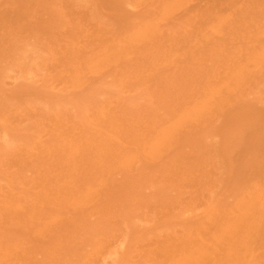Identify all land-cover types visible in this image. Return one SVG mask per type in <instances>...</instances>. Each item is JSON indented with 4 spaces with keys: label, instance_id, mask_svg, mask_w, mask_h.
<instances>
[{
    "label": "rangeland",
    "instance_id": "rangeland-1",
    "mask_svg": "<svg viewBox=\"0 0 264 264\" xmlns=\"http://www.w3.org/2000/svg\"><path fill=\"white\" fill-rule=\"evenodd\" d=\"M254 1L255 0L253 1L252 0H248V1L247 0H172V1L171 0H109V1L108 0H0V50H1L0 51L1 53L0 55V66H1L0 67V113H1L0 129H2L0 130V140H1L0 141L1 143L0 144V158H1L0 160V164H1L0 165V192H1L0 193V204H1L0 205V212H1L0 218H2L0 221V253H1L0 257L1 255L3 256V254L7 256L6 258L4 256L1 257V260L5 258L4 260L5 263L4 261H0V264H49L48 262H50V264H161V261H162V264H165V263L168 264L169 262H173L170 264H175L179 260L180 261L178 264H180L181 261L183 262L184 259H185V261L183 262L184 264H189V263L194 264V262H196L197 264V261L199 262L198 264H201L200 262H202V264H208L210 260L212 261L211 263H214V264L215 263L219 264V262H221L222 264L226 262L225 264H228L229 261L234 264L235 260H232L231 256L233 257V259H236L235 264L236 263L246 264V262L250 261V260L249 261L247 260L248 257H249L248 259L250 258L252 259L251 264L255 260H257L258 263L260 264L261 260L264 258V255H262L264 254V238H260V237H264L263 235L264 234V211H263L264 198L263 200L261 199L264 196V185H263L264 184V179H263L264 177V174H263L264 173L263 171L264 170V135H263L264 134V117L262 118V116L264 115V22H263L264 21V4H263L264 0H256L255 2ZM124 3H125V6H124ZM168 4H170L172 7ZM253 4L255 5V7L253 6ZM187 7L189 8L186 10ZM250 7L253 9H251ZM189 9L190 11L192 10L191 12L189 11L190 14L188 13ZM239 9L240 10L244 9V11L242 10L240 11ZM49 15L50 16L52 15V16L49 17ZM53 15L55 17L52 19ZM165 15H166V18L163 17ZM231 15H235V16H231ZM249 16H251V18H249ZM61 18H63L65 21ZM54 19H55V22L53 21ZM59 19H61V21L58 23ZM166 19H168L167 20L168 23L165 22ZM189 19H192V20H189ZM258 19H260L261 22ZM150 20L154 23H151ZM110 21H113V22H110ZM61 22L63 24H61ZM119 22L122 24H120ZM217 22H218V25H216L217 26L216 27L214 24L215 23L217 24ZM244 22L247 23V25ZM112 23L114 26L112 25ZM156 23H158V25ZM162 23H165V24H162ZM173 23H176V24L174 25ZM232 26H234V28ZM240 32H242V34ZM260 32L262 33L259 34ZM14 34L16 35V37ZM168 34L170 36H167ZM186 34H188L187 36L189 37H187ZM223 34L224 36H221ZM238 35L241 36V38L238 37ZM188 39L190 40L188 41ZM197 39L198 40L201 39L203 42L201 40L198 41ZM102 42H104L105 44H103ZM168 43H170L171 46ZM102 44L103 46H100ZM195 44L199 46H196ZM168 45L170 46V48ZM194 45L196 46V48ZM90 46H91L92 51L90 50ZM19 47L21 48V50L19 49ZM96 47H98L99 50ZM206 47L207 48L209 47V48L207 49ZM26 49L29 51H27ZM93 50L94 51L96 50V51L93 52ZM85 52L88 53L87 56ZM143 52L146 53L145 54L146 56L143 54ZM8 53L10 55L12 53L13 54L16 53V54L15 55L12 54L10 57L8 56ZM42 54L44 57L42 56ZM53 54L55 55V57ZM142 54H143V57H141ZM185 54L188 56H186ZM152 55L153 57L155 56L154 57L155 59L156 58L157 59L155 60L154 58H152ZM220 55L221 57H219ZM225 55L227 57H225ZM1 56H4V57H1ZM124 57L126 59L125 61L123 59ZM217 57L219 60L217 59ZM21 59H23L24 61ZM49 60L51 62H48ZM214 60L216 61V63ZM121 61L123 62V64H121L120 66L119 64L122 63ZM116 62H119V63H116ZM180 62L182 63V65ZM7 63H9V65ZM72 63L74 64V68H73ZM113 63L115 64V67H113L114 66ZM185 64L188 66H185ZM61 65L62 67L63 66L64 67L62 68ZM110 65L111 67H109ZM162 65L165 66V68ZM169 65L173 68L169 67ZM174 65L176 66L174 67ZM116 66H118L117 69H116ZM129 66H131V68ZM198 66H200V68ZM83 67H85L84 70H82ZM124 67L125 68L128 67L126 69H130V70L126 71ZM76 69H77V73H76ZM167 70H169V72ZM193 70L194 71L198 70V72L201 74H198L197 71L196 73ZM58 71L60 74L58 73ZM31 74L32 75L34 74V75L32 76ZM194 74L197 76L194 77ZM202 75L205 77V80H204V77L201 78ZM45 76H48V77L45 78ZM114 80H117V81H114ZM118 81L120 82L118 83ZM258 82H262V83H258ZM61 83L63 84L61 85ZM71 84L74 86H72ZM173 85H175L177 88ZM207 85H209V87ZM106 86H109V87H106ZM50 87L52 90L49 89ZM48 90L50 91V93ZM42 91H44L45 94H43ZM51 91H53L54 93L52 94ZM120 91H121V94H119ZM63 92H65L66 94ZM216 92L219 94L216 95L217 94ZM58 93L62 95L61 98L57 97ZM66 96L67 97L69 96V98L68 99L65 98ZM168 96L170 97V100ZM120 98L123 101L122 100L120 101ZM154 98L155 99L157 98V99L155 100ZM100 99L102 100L100 101ZM145 101L146 103H144ZM56 103L58 104V106ZM20 105H24V106L20 107ZM165 105L166 107H164ZM173 105L174 107L176 106V108L172 107ZM46 108L48 109L46 110ZM50 108L52 110H50ZM104 109L105 111H103ZM185 109H187L189 112L186 111ZM171 110L172 112H169ZM175 110L177 112L180 111V114H178L179 112L177 113ZM24 112L25 114H23ZM183 112L188 114V116H190L191 119L192 120L194 119V120L190 122L189 118H187L186 114ZM260 113H262V116H260L261 115ZM178 115L179 116L181 115L182 118H180ZM86 116L89 120L87 118L85 119ZM240 116L242 117V119ZM35 117H38V118H35ZM184 117H186L187 119ZM173 118H174V121H173ZM257 118L259 121L256 120ZM252 119L253 121H251ZM179 120L182 122L183 124L182 126H180L181 122H179ZM195 121L197 123H194ZM247 121L252 122V123H248ZM19 122L21 125L19 124ZM254 123H257L258 125L257 124L254 125ZM40 124H42L41 125L42 129L40 128ZM248 124H251V125H248ZM259 125H261L260 127H262L263 129V130L261 129L262 131L260 130ZM70 126H71V129H70ZM89 126H92V127L89 128ZM165 126L169 128L170 130L167 129L166 131ZM22 127L24 130L22 129ZM43 128L45 131L43 130ZM57 128H60V129L58 130ZM189 129H190V132H189ZM98 130L101 132H99ZM171 130L172 131L174 130L175 133L174 131L172 133ZM11 131L13 132L10 133ZM107 131L109 133H107ZM176 131H178L179 133H177ZM14 132L17 134H15ZM53 132L55 133V136ZM110 132L113 135H111ZM165 132H167L169 136L171 134L173 135H171L170 137L166 135V137L168 136L169 139L168 138L164 139L165 134H166ZM1 133L4 135H2ZM42 134L45 136H42ZM162 134L164 135V137L162 136ZM58 135L60 137H58ZM106 135L108 136L105 137ZM52 136L55 139H53ZM161 137H162V140L160 139ZM63 138L64 140L62 141ZM73 138L74 139L77 138V139L74 140ZM31 139L32 141L36 140L35 142L33 141L35 144L32 143ZM43 139L45 141H43ZM66 139L69 140L70 143L69 141L66 142L65 141ZM160 142H162V144ZM68 143L70 147L72 146V148L69 147ZM163 144L165 145V147L164 146L163 147L166 149L160 148ZM32 145L36 147L33 148ZM134 145L136 149L134 148ZM167 145H169L170 148H168ZM89 146L91 148H89ZM27 147L31 151L26 149ZM62 148L63 150H61ZM75 148H76V151H75ZM137 148L139 149V151L133 152V151L138 150ZM34 149L36 150V152ZM67 149L72 150V151H69ZM159 149H161V151H159ZM163 150H165V152ZM47 152H48V155H47ZM190 152L192 153L191 155H190ZM63 153L65 154V156ZM133 153L135 154L133 155ZM138 153H141L143 155L142 159L140 156L141 154H138ZM11 156L13 158H11ZM156 156L157 157L159 156L160 158L159 157L155 158ZM193 156L195 157L193 158ZM42 157L45 159L41 160ZM183 158H186V159L184 160ZM46 160L48 161L51 160V161L48 162ZM111 161L114 162L115 164L112 163ZM141 162L142 164L143 163L144 164L142 165ZM260 162L261 163L263 162V163L261 164ZM133 164H134V167H133ZM150 164L154 166H151ZM182 164L183 165L185 164L184 168ZM38 165L40 167H38ZM100 165L103 166V168L100 169L101 167ZM84 166L87 168L86 169L87 171L84 170L85 169ZM175 166H177V168ZM234 166L236 167L234 168ZM54 168L57 170H55ZM179 169H182V170H179ZM174 170H176V172ZM30 171L34 173H31ZM46 171H48L49 173ZM42 172L43 174H41ZM8 174L13 175V176H10ZM29 174L33 176V178H31ZM231 174H233V176ZM25 175L29 177H26ZM41 175H45V176H41ZM162 175L164 176L166 175L167 178L165 177V180H164V176ZM185 175L186 177L184 178ZM15 176L18 178H16ZM20 176H22L23 178L22 177L20 178ZM161 176L163 177V179ZM168 176L170 177L168 178ZM14 177L16 179H14ZM68 177L69 178L71 177V178L69 179ZM231 177H234V179ZM88 178L90 180H88ZM191 178L194 179L195 181L194 180L192 181ZM181 179L184 182L180 184V181H182ZM22 180H26V181L23 182ZM186 180L188 182H186ZM21 181L25 184H23ZM9 182H10V185H9ZM86 183H87V186H86ZM1 185H4V186H1ZM12 186L15 188H13ZM183 186H184V189H183ZM19 187L22 190H20ZM21 187H24V188H21ZM55 188H58V189L56 190ZM36 189H38L39 191ZM43 189L49 190V191H44ZM31 190L34 192H32ZM35 190L37 194L35 193ZM15 192L17 194H15ZM51 193L53 194V196L51 195ZM260 193L263 194V196ZM255 194L256 195L258 194L257 196L258 198L256 196L254 197ZM102 195L104 196V199L102 198L103 197ZM245 195L246 196L250 195V198H248L249 196L246 197ZM30 196H33L35 200L33 201V198ZM43 196L47 201L44 198H42ZM51 197L52 199L55 198L56 201L54 199L53 200L54 202H53L52 199H50ZM69 197L71 200L69 199ZM26 198H27V201H26ZM37 198L39 201H37ZM40 198L45 203H43V201H41ZM81 198L83 200H81ZM18 199H20L21 201ZM244 199L248 200L246 202L248 205L246 206L244 202H240V201H243ZM249 199L252 200L254 205L251 203V200L249 201ZM15 200H16V203H15ZM79 200H81L83 204ZM260 200H262L263 203H260L261 202ZM9 201L11 203H9ZM17 201L18 202L20 201V202L17 203ZM83 201H86L88 203L83 202ZM100 201L102 204H100ZM146 201L147 203H149L148 205ZM49 202L50 204L51 203L52 204L50 205ZM98 202L99 204H97ZM53 203H56V204L53 205ZM241 203H243L244 206ZM258 203H260L261 205L260 204L258 205ZM9 204L12 206L11 208H9L10 206ZM14 204H17L16 207H14L15 206ZM24 204L26 206H24ZM208 204H211V205L208 206ZM20 205L21 207H19ZM73 205H74V208H73ZM41 206L42 207L44 206V208H42ZM91 206H93V209ZM248 206L249 208H247ZM261 206L263 207V209ZM71 207L76 212H74ZM97 207L99 209H97ZM8 208L11 210V212ZM31 209L33 212H35L34 214L32 212H29L31 211ZM239 209H241V211ZM2 210H3V213H2ZM242 210L244 211L247 210V211L244 214V211L242 212ZM210 211H214V212L212 213ZM253 211H254V215L252 214ZM49 212L52 215L56 213L55 216L57 218L60 216L59 217L60 220L59 219L56 220L57 218H55V216H52V215H51V218H52L51 219ZM107 212H109V214ZM247 212L250 213L249 217H248ZM209 214L210 215L214 214L215 216L212 215V217L210 218ZM225 214H227L226 215L227 217L225 216ZM238 214L240 216H238ZM5 215L7 218L5 217ZM22 215L24 216V218ZM65 215L67 217H64ZM205 215L208 218H205ZM218 215L220 216V218ZM27 216H29L30 218H28ZM38 216L41 219H39ZM260 216L262 217V219L259 218ZM222 217H224L225 219ZM243 217H244V220H243L244 222L242 221ZM252 217H254L255 219L254 218L250 219ZM34 218H35V221H34ZM46 218L53 220V222L57 221L58 225L60 224V226H58L56 222H54V224L53 222H48ZM82 218H85V219H82ZM232 218L234 219V221L232 220ZM101 219L104 222H102ZM202 219L206 222H204ZM74 220H77V221H74ZM92 220L95 223L91 222ZM126 220H128L129 223ZM133 220H135L137 225L136 223H134ZM160 220H163V221L161 222ZM214 220L217 223H219V225L217 223H214L215 222ZM231 220L233 221V223H235L236 220L237 222L233 224ZM253 220H255L258 224L254 222ZM19 221H21V223L18 225ZM164 221L165 223H163ZM259 221H261V223H259ZM77 222L79 225H76ZM132 222L134 223L135 226L133 225ZM198 222L203 223V224L198 225L199 224ZM211 222H212L213 228L211 226ZM225 222L226 223L228 222V223L225 224ZM245 222H248V223H245ZM252 222H254L253 225H252ZM89 223L90 225H87ZM27 224L28 226H26ZM38 224L41 227L37 226ZM42 224L43 225L45 224L46 227H44L45 225L42 227ZM66 224L69 228L66 226ZM96 224L97 226L99 224V226L97 227ZM259 224H260V227H259ZM50 225H52V228H53V229L50 228L51 230L48 229L47 227V226L51 227ZM127 225L133 228L127 227ZM208 225H209V228L207 227ZM30 226L33 228H31ZM35 226H37V228L39 229L34 228ZM56 226L57 228H55ZM100 226H103V228ZM226 226L229 228H227ZM255 226H257V228ZM78 227L81 228V230ZM111 227H113V229ZM198 227L201 228L202 231ZM223 227L224 229H221ZM225 227L227 228L226 230H225ZM23 228H26V231ZM40 229H43L46 232ZM61 229L62 230L64 229L63 232ZM67 229H70V230H67ZM256 229L259 231H256ZM14 230L17 232L15 233ZM134 230L136 231L133 233L136 235V232H137L139 235L137 234L134 237L133 236L134 234L132 233V231ZM211 230H214V231L211 232ZM241 230H242V234L244 231L247 232V233L244 232L246 235L244 234L243 235L244 237L248 235V237L245 242V239L242 236L243 239H241V243H240L239 239L241 236H238V235H240L239 233H241L240 232ZM12 231H14V233H12ZM69 231L71 235L69 234ZM232 231L234 232L233 235L229 236L230 235L229 233ZM10 232H11V235L9 234ZM38 232L40 235H38ZM142 232L143 233L145 232V233L142 234ZM207 232L209 234L214 233V235L217 233L218 237L222 239L220 240V239H217L218 237L216 238L215 236H212L214 237L213 239L211 238V235H209ZM204 233H206L207 235L206 234L204 235ZM41 234L42 235L44 234L45 237L41 236ZM56 234L58 235L59 239L56 236ZM5 235H7V237ZM62 235H64V237H62ZM184 235L185 236L187 235L186 238ZM250 235L252 236L251 238L249 237ZM11 236L13 239L12 241L11 240L9 241ZM39 236H41L42 240L40 239ZM85 236L87 237L85 238ZM131 236L132 238H130ZM209 236L210 238H208ZM187 237L190 238L189 240H191L192 237L193 238L196 237V238L191 240L192 243L190 241L188 243ZM201 237H204V239ZM205 237L208 238L209 241L206 242V240L208 239L205 240ZM14 238H17L18 241L16 239L14 240ZM27 238H29L30 240ZM135 238H137V241L135 240ZM237 238H238L237 240L238 243L236 242ZM4 239L5 240L7 239L8 242H6L7 240L4 241ZM23 239L25 241H23ZM56 239H58V242ZM131 239L132 240L134 239L133 240L134 243L131 242L132 241ZM198 239L201 240L199 241L201 243L200 245H202L201 247L197 243ZM91 240L94 243L93 242L91 243ZM210 240L211 241L214 240V242L212 241L213 242L212 243ZM215 240H220L219 242L221 243ZM251 240L254 242H252ZM19 241L21 242V244L19 243ZM179 241H180V244H179ZM31 242H33L34 245ZM22 243L24 245H22ZM59 243L61 244L60 246H59ZM205 243L207 245L206 248H204L206 246ZM208 243L210 245H208ZM222 243L224 246L227 245L226 247L228 248L233 247L232 249H229V250L230 251L233 250L232 252L234 253L228 250L231 253V255L229 254L226 256L225 254L229 253L226 250L228 248L224 247ZM244 243H245V246H242ZM7 244H9L10 247H8ZM234 244L236 245V247L231 246ZM250 244H251L252 249L251 247L249 248ZM94 245L95 247L96 246L97 247L95 248ZM130 245L132 247H130ZM178 245H181V246H178ZM192 245L195 248H193ZM36 246L37 247L41 246V248L38 249L39 247L36 248ZM42 246L45 247L44 248L45 251L43 250ZM168 246H170L169 249L167 248ZM187 246L188 248L191 246V249L189 250V249L184 248ZM240 246L243 248H240ZM182 247L184 250L182 249ZM209 247H212V248L210 249ZM214 247H217V248H214ZM218 247L219 248L221 247V249L222 248L223 249L221 250ZM16 248H19V250H17ZM224 248L226 249L224 250ZM26 249L28 250L26 251ZM179 249L181 250V252ZM185 249L187 250V252L189 251L190 258L188 255L189 253H187ZM198 249H200V251ZM236 249H239V250H236ZM12 250H13V253H12ZM191 250H193L194 253ZM206 250L209 252H205ZM216 250H219V252L217 251L219 254L215 252ZM23 251L24 253L22 254ZM239 251L241 255L239 254ZM248 251L250 253H248ZM251 251H254V252H251ZM5 252H8V253L5 254ZM9 252L12 254H10ZM182 252L184 255L182 254ZM169 253L172 256L169 255ZM236 253H238L237 255L238 257L236 256ZM51 254L53 258H51ZM53 254H55V256ZM204 254L205 255L208 254V257L212 258L214 262L212 259L208 260V257L204 256ZM217 254H218L217 257L222 256V258L220 259L218 258L219 260L216 259ZM220 254H223V255H220ZM243 254H245L246 256H244ZM167 255H168V258H167ZM181 255L184 257V259ZM251 255L254 257H252ZM179 256H181L182 259L179 258ZM191 256H192V259L194 258L197 261H195L194 259L191 260ZM225 256L226 258L227 257L228 258L226 259ZM9 257H12V260ZM21 257L23 258L21 259ZM46 257H48L47 259L49 261L45 259ZM234 257H237L238 259ZM259 257H261L262 259L261 258L259 259ZM173 258H176L177 262H175ZM200 258H204V260L202 259L203 261H201ZM205 258L207 259L206 261H205ZM20 259L21 261H19ZM13 260L16 262H14ZM187 260H189L188 263H187ZM240 260L241 261L245 260L246 262L242 261L243 263L242 262L239 263ZM10 261L13 263H11ZM257 261H255L256 263L253 262V264H258ZM230 262L229 264H232ZM263 263H264V259L262 260L261 264Z\"/></svg>",
    "mask_w": 264,
    "mask_h": 264
},
{
    "label": "bare ground",
    "instance_id": "bare-ground-1",
    "mask_svg": "<svg viewBox=\"0 0 264 264\" xmlns=\"http://www.w3.org/2000/svg\"><path fill=\"white\" fill-rule=\"evenodd\" d=\"M108 1H109V0H108ZM171 1H172V0H171ZM247 1H248V0H247ZM252 1H253V0H252ZM255 1H256V0H255ZM255 1H254V2H255ZM85 2H86V1H85ZM113 2H114V1H113ZM147 2H149V1H147ZM154 2H156V1H154ZM154 2H153V3H154ZM184 2H186V1H184ZM97 3H98V2H97ZM126 3H127V2H126ZM168 3H169V2H168ZM246 3H247V2H246ZM248 3H249V2H248ZM146 4H147V3H146ZM149 4H150V3H149ZM249 4H250V3H249ZM260 4H261V3H260ZM263 4H264V3H263ZM152 5H153V4H152ZM168 5H170V4H168ZM182 5H183V3H182ZM243 5H244V4H243ZM124 6H125V3H124ZM135 6H136V5H135ZM149 6H150V5H149ZM165 6H166V5H165ZM170 6H171V5H170ZM253 6L255 7L254 4H253ZM53 7H54V6H53ZM91 7H92V6H91ZM145 7H146V6H145ZM171 7H172V6H171ZM175 7H176V6H175ZM185 7H186V6H185ZM251 7H252V6H251ZM251 7H250V8H251ZM55 8H56V7H55ZM129 8H130V7H129ZM132 8H133V6H132ZM166 8H167V7H166ZM188 8H189V7H187L186 10H187ZM239 8H240V6H239ZM243 8H245V7H243ZM97 9H98V8H97ZM97 9H96V10H97ZM140 9H141V8H140ZM148 9H150V8H148ZM179 9H180V8H179ZM251 9H253V8H251ZM48 10H49V9H48ZM61 10H62V9H61ZM145 10H146V9H145ZM152 10H153V9H152ZM172 10H173V9H172ZM175 10H176V9H175ZM239 10H240V9H239ZM241 10L244 11V9H241ZM241 10H240V11H241ZM41 11H42V10H41ZM56 11H57V10H56ZM93 11H94V10H93ZM124 11H125V10H124ZM126 11H127V10H126ZM164 11H165V10H164ZM176 11H177V10H176ZM189 11H190V9L188 10V13H189ZM191 11H192V10H191ZM191 11H190V12H191ZM246 11H247V10H246ZM60 12H61V11H60ZM60 12H59V13H60ZM62 12H63V11H62ZM173 12H174V11H173ZM250 12H252V11H250ZM50 13H51V12H50ZM53 13H54V12H53ZM138 13H139V12H138ZM141 13H142V11H141ZM146 13H148V12H146ZM160 13H161V12H160ZM183 13H184V12H183ZM185 13H187V12H185ZM51 14H52V13H51ZM61 14H62V13H61ZM189 14H190V13H189ZM63 15H64V14H63ZM92 15H93V14H92ZM141 15H142V14H141ZM154 15H155V14H154ZM175 15H176V14H175ZM175 15H174V16H175ZM186 15H187V14H186ZM228 15H229V14H228ZM51 16H52V15H51ZM51 16L49 15V17H51ZM94 16H95V15H94ZM169 16H170V14H169ZM192 16H193V15H192ZM218 16H219V15H218ZM231 16H235V15H231ZM54 17H55V16L53 15L52 19H53ZM56 17H57V16H56ZM60 17H61V16H60ZM163 17L166 18V15L163 16ZM255 17H256V16H255ZM63 18H64V17H63ZM63 18H61V19H63ZM105 18H106V17H105ZM145 18H146V17H145ZM224 18H225V17H224ZM226 18H227V16H226ZM228 18H229V16H228ZM232 18H233V17H232ZM232 18H231V19H232ZM249 18H251V16H249ZM258 18H259V17H258ZM61 19H59L58 23L61 21ZM126 19H127V18H126ZM147 19H148V18H147ZM168 19H169V18H168ZM168 19H166L165 22H167ZM220 19H221V18H220ZM220 19H219V20H220ZM241 19H242V18H241ZM243 19H244V18H243ZM255 19H256V18H255ZM63 20H64V19H63ZM98 20H99V19H98ZM116 20H118V19H116ZM151 20H152V19H151ZM151 20H150V22H151V23H154V22H152ZM157 20H158V19H157ZM160 20H161V19H160ZM171 20H172V19H171ZM173 20H174V19H173ZM185 20H186V19H185ZM189 20H192V19H189ZM215 20H216V19H215ZM219 20H218V21H219ZM229 20H230V19H229ZM244 20H245V19H244ZM250 20H252V19H250ZM258 20H260V19H258ZM51 21H52V20H51ZM53 21L55 22V19H54ZM64 21H65V20H64ZM108 21H109V20H108ZM161 21H162V20H161ZM163 21H164V20H163ZM183 21H184V20H183ZM183 21H182V22H183ZM213 21H214V19H213ZM220 21H221V20H220ZM220 21H219V22H220ZM224 21H225V20H224ZM224 21H222V22H224ZM234 21H235V20H234ZM253 21H254V19H253ZM253 21H252V22H253ZM49 22H50V21H49ZM110 22H113V21H110ZM117 22H118V21H117ZM150 22H149V24H150ZM169 22H170V21H169ZM171 22H172V21H171ZM186 22H187V21H186ZM210 22H211V21H210ZM230 22H231V21H230ZM232 22H233V20H232ZM235 22H236V21H235ZM248 22H249V21H248ZM252 22H251V23H252ZM260 22H261V20H260ZM263 22H264V21H263ZM115 23H116V22H115ZM119 23H120V22H119ZM147 23H148V22H147ZM167 23H168V22H167ZM177 23H178V22H177ZM180 23H181V22H180ZM180 23H179V24H180ZM228 23H229V22H228ZM240 23H241V22H240ZM240 23H239V24H240ZM244 23H245V22H244ZM244 23H243V24H244ZM61 24H63V23L61 22ZM61 24H60V25H61ZM109 24H111V23H109ZM120 24H122V23H120ZM156 24L158 25V23H156ZM162 24H165V23H162ZM173 24L175 25L176 23H173ZM226 24H227V23H226ZM232 24H233V23H232ZM232 24H231V25H232ZM243 24H242V25H243ZM245 24L247 25V23H245ZM245 24H244V25H245ZM249 24H250V23H249ZM112 25H113V23H112ZM115 25H116V24H115ZM117 25H119V24H117ZM153 25H155V24H153ZM166 25H168V24H166ZM177 25H178V24H177ZM180 25H181V24H180ZM182 25H183V24H182ZM214 25H215V26L218 25V22H217V24L215 23ZM107 26H108V24H107ZM113 26H114V25H113ZM186 26H187V25H186ZM191 26H192V25H191ZM191 26H189V27H191ZM220 26H221V24H220ZM240 26H241V25H240ZM240 26H239V27H240ZM255 26H256V24H255ZM157 27H158V26H157ZM157 27H156V28H157ZM174 27H175V26H174ZM174 27H173V29H174ZM216 27H217V26H216ZM232 27L234 28V26H232ZM247 27H248V26H247ZM113 28H114V27H113ZM159 28H160V27H159ZM171 28H172V26H171ZM179 28H180V26H179ZM195 28H196V27H195ZM206 28H207V27H206ZM224 28H225V27H224ZM253 28H254V27H253ZM115 29H116V28H115ZM173 29H172V30H173ZM175 29H176V28H175ZM182 29H183V28H182ZM218 29H219V28H218ZM230 29H232V28H230ZM247 29H248V28H247ZM249 29H250V27H249ZM249 29H248V30H249ZM256 29H257V28H256ZM172 30H171V31H172ZM190 30H191V28H190ZM207 30H208V29H207ZM210 30H211V29H210ZM210 30H209V31H210ZM228 30H229V29H228ZM176 31H177V30H176ZM187 31H188V30H187ZM197 31H198V30H197ZM197 31H196V32H197ZM222 31H223V30H222ZM256 31H257V30H256ZM156 32H157V31H156ZM169 32H170V31H169ZM172 32H173V31H172ZM182 32H183V31H182ZM217 32H218V31H217ZM220 32H221V31H220ZM225 32H226V31H225ZM38 33H39V31H38ZM187 33H188V32H187ZM189 33H190V32H189ZM203 33H204V32H203ZM208 33H210V32H208ZM215 33H216V32H215ZM240 33L242 34V32H240ZM240 33H239V34H240ZM248 33H249V32H248ZM261 33H262V32H260L259 34H261ZM40 34H41V33H40ZM174 34H175V33H174ZM195 34H196V33H195ZM200 34H201V33H200ZM204 34H205V33H204ZM211 34H212V33H211ZM219 34H220V33H219ZM219 34H218V35H219ZM14 35H15V34H14ZM176 35H177V34H176ZM187 35H188V34H186V36H187ZM205 35H206V34H205ZM207 35H208V34H207ZM213 35H215V34H213ZM216 35H217V34H216ZM226 35H227V34H226ZM228 35H229V34H228ZM233 35H234V34H233ZM236 35H237V33H236ZM131 36H132V35H131ZM167 36H170V35L168 34ZM200 36H201V35H200ZM219 36H220V35H219ZM221 36H224V34L221 35ZM231 36H232V35H231ZM15 37H16V35H15ZM19 37H20V36H19ZM29 37H30V36H29ZM171 37H172V36H171ZM171 37H169V38H171ZM187 37H189V36H187ZM196 37H197V36H196ZM225 37H226V36H225ZM238 37L241 38V36H239V35H238ZM255 37H256V36H255ZM35 38H36V37H35ZM131 38H132V37H131ZM228 38H229V37H228ZM75 39H76V38H75ZM112 39H113V38H112ZM157 39H158V38H157ZM167 39H168V38H167ZM184 39H185V38H184ZM194 39H195V38H194ZM243 39H244V38H243ZM243 39H242V40H243ZM30 40H31V39H30ZM33 40H34V38H33ZM33 40H32V41H33ZM41 40H42V39H41ZM95 40H96V39H95ZM182 40H183V39H182ZM189 40H190V39H188V41H189ZM197 40H198V39H197ZM200 40H201V39H200ZM200 40H198V41H200ZM32 41H31V42H32ZM53 41H54V40H53ZM60 41H61V40H60ZM98 41H100V40H98ZM192 41H193V40H192ZM201 41H202V40H201ZM169 42H170V41H169ZM172 42H173V41H172ZM202 42H203V41H202ZM205 42H206V41H205ZM46 43H47V42H46ZM56 43H57V42H56ZM102 43L105 44L104 42H102ZM175 43H176V42H175ZM48 44H49V43H48ZM57 44H58V43H57ZM96 44H97V43H96ZM96 44H95V45H96ZM103 44L100 45V46H103ZM148 44H149V43H148ZM168 44L170 45V43H168ZM197 44H198V42H197ZM51 45H53V44H51ZM63 45H64V44H63ZM93 45H94V44H93ZM97 45H98V44H97ZM169 45H168V46H169ZM188 45H189V44H188ZM191 45H192V44H191ZM195 45H196V44H195ZM195 45H194V46H195ZM237 45H238V44H237ZM237 45H236V47H237ZM251 45H252V44H251ZM12 46H13V45H12ZM12 46H11V47H12ZM34 46H35V45H34ZM66 46H67V45H66ZM100 46H99V48H100ZM170 46H171V45H170ZM170 46H169V48H170ZM196 46H199V45H196ZM196 46H195V48H196ZM200 46H201V45H200ZM252 46H253V45H252ZM11 47H10V48H11ZM21 47H23V46H21ZM50 47H51V46H50ZM70 47H71V46H70ZM74 47H75V46H74ZM81 47H83V46H81ZM104 47H105V46H104ZM173 47H174V45H173ZM177 47H178V46H177ZM177 47H175V48H177ZM188 47H189V46H188ZM192 47H193V46H192ZM94 48H95V47H94ZM96 48H98V47H96ZM99 48H98V50H99ZM195 48H194V49H195ZM198 48H199V47H198ZM201 48H202V47H201ZM201 48H200V49H201ZM206 48H207V47H206ZM208 48H209V47H208ZM208 48H207V49H208ZM212 48H213V47H212ZM17 49H18V48H17ZM19 49L21 50L20 47H19ZM24 49H25V48H24ZM34 49H35V48H34ZM67 49H68V48H67ZM73 49H75V48H73ZM78 49H79V48H78ZM139 49H140V48H139ZM192 49H193V48H192ZM232 49H233V47H232ZM22 50H23V49H22ZM26 50H27V49H26ZM50 50H51V49H50ZM80 50H81V49H80ZM90 50H91V46H90ZM142 50H143V49H142ZM142 50H141V51H142ZM144 50H145V49H144ZM202 50H204V49H202ZM216 50H217V49H216ZM234 50H235V49H234ZM0 51H1V50H0ZM27 51H29V50H27ZM61 51H62V50H61ZM82 51H83V49H82ZM91 51H92V50H91ZM95 51H96V50H95ZM95 51L93 50V52H95ZM103 51H104V50H103ZM141 51H140V52H141ZM189 51H190V50H189ZM206 51H207V50H206ZM5 52H6V51H5ZM88 52H89V50H88ZM210 52H211V51H210ZM261 52H262V51H261ZM3 53H4V52H3ZM35 53H36V52H35ZM51 53H52V52H51ZM73 53H74V52H73ZM78 53H79V51H78ZM85 53H86V56H87L88 53H87V52H85ZM108 53H109V52H108ZM138 53H139V52H138ZM141 53H142V52H141ZM141 53H140V54H141ZM163 53H164V51H163ZM185 53H186V52H185ZM257 53H258V52H257ZM5 54H6V53H5ZM12 54H13V53H12ZM12 54H11V55H12ZM15 54H16V53H15ZM15 54H13V55H15ZM56 54H57V53H56ZM95 54H96V53H95ZM121 54H122V53H121ZM132 54H133V53H132ZM140 54H139V56H140ZM143 54L145 55L146 53L143 52ZM143 54H142L141 57H143ZM153 54H154V53H153ZM186 54H187V53H186ZM186 54H185V55H186ZM228 54H229V53H228ZM0 55H1V53H0ZM3 55H4V54H3ZM11 55L8 53V56L11 57ZM53 55H54V54H53ZM105 55H106V54H105ZM125 55H126V54H125ZM129 55H130V54H129ZM194 55H195V54H194ZM226 55H227V53H226ZM226 55H225V57H227ZM4 56H5V55H4ZM4 56H1V57H4ZM42 56H43V54H42ZM66 56H67V55H66ZM70 56H71V55H70ZM74 56H75V55H74ZM83 56H84V55H83ZM126 56H127V55H126ZM130 56H131V55H130ZM145 56H146V55H145ZM148 56H149V54H148ZM181 56H182V55H181ZM186 56H188V55H186ZM196 56H197V55H196ZM205 56H207V55H205ZM208 56H209V55H208ZM258 56H259V55H258ZM10 57H9V58H10ZM15 57H16V56H15ZM43 57H44V56H43ZM54 57H55V55H54ZM81 57H82V56H81ZM91 57H93V56H91ZM105 57H106V56H105ZM132 57H133V56H132ZM134 57H136V56H134ZM137 57H138V56H137ZM154 57H155V56H154ZM154 57H153V55H152V58H154ZM202 57H203V56H202ZM219 57H221V55H220ZM19 58H20V57H19ZM21 58H23V57H21ZM33 58H34V57H33ZM72 58H73V57H72ZM85 58H86V57H85ZM130 58H131V57H130ZM190 58H191V57H190ZM192 58H193V57H192ZM205 58H206V57H205ZM1 59H3V58H1ZM4 59H5V58H4ZM48 59H49V57H48ZM62 59H63V58H62ZM65 59H66V58H65ZM81 59H82V58H81ZM120 59H121V58H120ZM123 59H124V61L126 60L125 57H124ZM144 59H145V58H144ZM144 59H142V60H144ZM147 59H149V58H147ZM154 59H155V58H154ZM156 59H157V58H156ZM156 59H155V60H156ZM209 59H210V58H209ZM217 59H218V57H217ZM15 60H16V59H15ZM21 60H23V59H21ZM83 60H84V58H83ZM92 60H93V59H92ZM116 60H117V59H116ZM139 60H140V59H139ZM155 60H154V61H155ZM191 60H192V59H191ZM200 60H202V59H200ZM218 60H219V59H218ZM218 60H217V62H218ZM23 61H24V60H23ZM45 61H46V60H45ZM144 61H146V60H144ZM151 61H152V60H151ZM192 61H193V60H192ZM198 61H199V60H198ZM214 61H215V60H214ZM221 61H222V60H221ZM223 61H224V60H223ZM225 61H226V60H225ZM5 62H6V61H5ZM8 62H9V61H8ZM12 62H13V61H12ZM29 62H30V61H29ZM48 62H51V61L49 60ZM53 62H54V61H53ZM57 62H58V61H57ZM65 62H66V61H65ZM119 62H120V61H119ZM119 62H116V63H119ZM121 62H122V61H121ZM189 62H190V61H189ZM201 62H202V61H201ZM2 63H3V61H2ZM69 63H70V62H69ZM76 63H77V62H76ZM86 63H88V62H86ZM111 63H112V62H111ZM114 63H115V62H114ZM114 63H113V64H114ZM124 63H125V62H124ZM174 63H176V62H174ZM180 63H181V62H180ZM192 63H193V62H192ZM209 63H210V62H209ZM215 63H216V61H215ZM225 63H226V62H225ZM228 63H229V62H228ZM230 63H231V62H230ZM243 63H244V62H243ZM245 63H246V62H245ZM7 64L9 65V63H7ZM28 64H29V63H28ZM31 64H32V63H31ZM34 64H35V63H34ZM59 64H60V63H59ZM72 64H73V63H72ZM78 64H79V63H78ZM78 64H77V65H78ZM92 64H93V63H92ZM121 64H123V62L120 63L119 65L121 66ZM145 64H146V62H145ZM1 65H2V64H1ZM3 65H4V64H3ZM12 65H13V64H12ZM16 65H17V64H16ZM84 65H85V64H84ZM101 65H102V64H101ZM131 65H133V64H131ZM136 65H137V64H136ZM149 65H150V64H149ZM176 65H177V64H176ZM176 65H174V67H175ZM181 65H182V63H181ZM181 65H180V66H181ZM212 65H213V64H212ZM30 66H31V65H30ZM33 66H34V65H33ZM78 66H79V65H78ZM122 66H123V65H122ZM162 66H163V65H162ZM162 66H161V67H162ZM185 66H188V65L185 64ZM201 66H203V65H201ZM209 66H210V65H209ZM0 67H1V66H0ZM3 67H5V66H3ZM15 67H16V66H15ZM34 67H35V66H34ZM45 67H46V66H45ZM45 67H44V68H45ZM50 67H51V65H50ZM61 67H62V65H61ZM61 67H60V68H61ZM63 67H64V66H63ZM63 67H62V68H63ZM91 67H92V66H91ZM109 67H111V65H110ZM113 67H115V64H114ZM117 67H118V66H116V69H117ZM129 67L131 68V66H129ZM154 67H155V66H154ZM163 67L165 68V66H163ZM166 67H167V66H166ZM169 67H171V66L169 65ZM198 67L200 68V66H198ZM205 67H206V66H205ZM26 68H28V67H26ZM58 68H59V67H58ZM73 68H74V64H73ZM84 68H85V67H83L82 70H84ZM100 68H102V67H100ZM100 68H99V70H100ZM124 68H125V67H124ZM124 68H123V69H124ZM126 68H128V67H126ZM126 68H125L126 71H127V70H130V69H126ZM159 68H160V67H159ZM164 68H163V69H164ZM171 68H173V67H171ZM171 68H170V69H171ZM178 68H179V67H178ZM196 68H197V67H196ZM199 68H198V69H199ZM221 68H222V67H221ZM19 69H21V68H19ZM30 69H31V67H30ZM49 69H50V68H49ZM114 69H115V68H114ZM137 69H138V68H137ZM161 69H162V68H161ZM161 69H160V70H161ZM170 69H169V70H170ZM180 69H181V68H180ZM201 69H202V67H201ZM236 69H237V68H236ZM4 70H5V68H4ZM15 70H16V68H15ZM120 70H121V69H120ZM169 70H167V71L169 72ZM172 70H173V69H172ZM188 70H190V69H188ZM207 70H208V69H207ZM23 71H24V69H23ZM61 71H62V69H61ZM72 71H73V70H72ZM103 71H104V70H103ZM106 71H107V70H106ZM137 71H138V70H137ZM152 71H153V70H152ZM158 71H159V70H158ZM193 71H194V70H193ZM196 71L198 72V70H196ZM196 71H194V72H196ZM209 71H210V70H209ZM209 71H208V72H209ZM225 71H226V70H225ZM32 72H33V71H32ZM38 72H39V71H38ZM46 72H47V70H46ZM51 72H52V71H51ZM51 72H50V73H51ZM95 72H96V71H95ZM99 72H100V71H99ZM140 72H141V71H140ZM170 72H171V71H170ZM182 72H183V70H182ZM182 72H181V74H182ZM197 72H196V73H197ZM252 72H253V71H252ZM2 73H3V72H2ZM14 73H15V72H14ZM30 73H31V72H30ZM42 73H43V72H42ZM58 73H59V71H58ZM74 73H75V72H74ZM76 73H77V69H76ZM83 73H84V72H83ZM91 73H93V72H91ZM107 73H108V72H107ZM110 73H111V71H110ZM137 73H138V72H137ZM171 73H172V72H171ZM187 73H188V72H187ZM196 73H195V74H196ZM254 73H255V72H254ZM262 73H263V72H262ZM39 74H40V73H39ZM55 74H56V72H55ZM59 74H60V73H59ZM108 74H109V73H108ZM195 74H194V77L197 76V75H195ZM198 74H201V73L198 72ZM204 74H206V73H204ZM204 74H203V75H204ZM207 74H208V73H207ZM217 74H218V73H217ZM221 74H222V73H221ZM221 74H220V75H221ZM29 75H30V74H29ZM31 75H32V74H31ZM33 75H34V74H33ZM33 75H32V76H33ZM44 75H46V74H44ZM52 75H53V74H52ZM61 75H62V74H61ZM65 75H66V74H65ZM127 75H128V74H127ZM170 75H171V74H170ZM203 75H202L201 78L204 77ZM213 75H214V74H213ZM262 75H263V74H262ZM111 76H112V75H111ZM136 76H137V75H136ZM157 76H158V75H157ZM174 76H176V75H174ZM177 76H178V75H177ZM180 76H181V75H180ZM208 76H209V75H208ZM211 76H212V75H211ZM214 76H215V75H214ZM41 77H42V76H41ZM46 77H48V76H45V78H46ZM49 77H50V76H49ZM52 77H53V76H52ZM83 77H84V76H83ZM114 77H115V76H114ZM138 77H139V76H138ZM154 77H156V76H154ZM182 77H183V76H182ZM199 77H200V76H199ZM199 77H198V78H199ZM215 77H216V76H215ZM50 78H51V77H50ZM55 78H56V77H55ZM58 78H59V77H58ZM75 78H76V77H75ZM191 78H193V77H191ZM206 78H207V77H206ZM117 79H118V78H117ZM133 79H134V78H133ZM155 79H156V78H155ZM207 79H208V78H207ZM209 79H210V78H209ZM215 79H216V78H215ZM52 80H53V79H52ZM185 80H186V79H185ZM204 80H205V77H204ZM56 81H57V80H56ZM90 81H91V80H90ZM114 81H117V80H114ZM154 81H155V80H154ZM196 81H197V80H196ZM48 82H49V81H48ZM54 82H55V81H54ZM61 82H62V81H61ZM119 82H120V81H118V83H119ZM140 82H141V81H140ZM140 82H139V83H140ZM204 82H205V81H204ZM40 83H42V82H40ZM51 83H52V82H51ZM73 83H74V82H73ZM92 83H93V82H92ZM258 83H262V82H258ZM30 84H31V83H30ZM52 84H53V83H52ZM62 84H63V83H61V85H62ZM74 84H75V83H74ZM114 84H115V82H114ZM144 84H145V83H144ZM152 84H153V83H152ZM172 84H173V83H172ZM195 84H196V83H195ZM199 84H200V83H199ZM46 85H47V84H46ZM71 85H72V84H71ZM120 85H121V84H120ZM181 85H183V84H181ZM192 85H193V84H192ZM56 86H57V85H56ZM56 86H55V87H56ZM64 86H65V85H64ZM72 86H74V85H72ZM173 86H175V85H173ZM187 86H188V84H187ZM202 86H203V85H202ZM207 86L209 87V85H207ZM220 86H221V85H220ZM40 87H41V86H40ZM106 87H109V86H106ZM138 87H139V86H138ZM141 87H142V86H141ZM175 87H176V86H175ZM58 88H59V87H58ZM66 88H67V87H66ZM150 88H151V87H150ZM150 88H149V89H150ZM165 88H166V87H165ZM176 88H177V87H176ZM188 88H189V86H188ZM41 89H42V88H41ZM49 89L52 90L51 87H50ZM53 89H54V88H53ZM55 89H56V88H55ZM110 89H111V88H110ZM167 89H168V88H167ZM39 90H40V88H39ZM42 90H43V89H42ZM45 90H46V88H45ZM58 90H59V89H58ZM116 90H117V89H116ZM120 90H121V89H120ZM126 90H127V89H126ZM157 90H159V89H157ZM29 91H30V90H29ZM31 91H33V90H31ZM48 91H49V90H48ZM56 91H57V90H56ZM68 91H69V89H68ZM111 91H112V90H111ZM140 91H141V90H140ZM145 91H146V90H145ZM187 91H188V90H187ZM42 92H43V94H45L44 91H42ZM51 92H52V94L54 93L53 91H51ZM58 92H59V91H58ZM112 92H113V91H112ZM115 92H116V91H115ZM118 92H119V91H118ZM118 92H117V93H118ZM130 92H131V91H130ZM47 93H48V92H47ZM49 93H50V91H49ZM60 93H61V92H60ZM63 93H65V92H63ZM66 93H67V91H66ZM66 93H65V94H66ZM70 93H71V92H70ZM73 93H74V92H73ZM108 93H109V92H108ZM152 93H153V92H152ZM216 93H217V92H216ZM65 94H64V95H65ZM105 94H106V93H105ZM119 94H121V91H120ZM147 94H148V93H147ZM193 94H194V93H193ZM218 94H219V93H217L216 95H218ZM221 94H222V93H221ZM221 94H220V95H221ZM36 95H38V94H36ZM54 95H55V94H54ZM58 95H60V96H58ZM58 95H57V97H60V98H61L62 95L59 94V93H58ZM122 95H123V93H122ZM128 95H129V94H128ZM150 95H151V94H150ZM185 95H186V94H185ZM213 95H214V93H213ZM216 95H215V96H216ZM29 96H30V94H29ZM39 96H40V95H39ZM46 96H47V94H46ZM50 96H51V95H50ZM70 96H71V95H70ZM105 96H106V95H105ZM117 96H118V95H117ZM145 96H146V95H145ZM152 96H153V95H152ZM37 97H38V96H37ZM57 97H56V98H57ZM124 97H125V96H124ZM124 97H123V98H124ZM147 97H148V96H147ZM154 97H155V96H154ZM168 97H169V96H168ZM239 97H240V95H239ZM65 98L68 99L69 96H68V97L66 96ZM157 98H158V96H157ZM157 98H156V99H157ZM175 98H177V97H175ZM205 98H206V97H205ZM33 99H34V98H33ZM42 99H43V98H42ZM45 99H46V98H45ZM49 99H50V98H49ZM63 99H64V97H63ZM143 99H144V98H143ZM154 99H155V98H154ZM156 99H155V100H156ZM181 99H182V98H181ZM186 99H187V98H186ZM206 99H207V98H206ZM239 99H240V98H239ZM21 100H22V99H21ZM52 100H53V99H52ZM55 100H56V99H55ZM101 100H102V99H100V101H101ZM121 100H122V99L120 98V101H121ZM146 100H147V99H146ZM169 100H170V97H169ZM34 101H35V100H34ZM46 101H47V100H46ZM122 101H123V100H122ZM164 101H165V100H164ZM174 101H175V100H174ZM205 101H206V100H205ZM248 101H249V100H248ZM251 101H252V100H251ZM27 102H29V101H27ZM51 102H53V101H51ZM55 102H56V101H55ZM55 102H54V103H55ZM57 102H58V101H57ZM165 102H166V101H165ZM233 102H234V101H233ZM31 103H32V102H31ZM54 103H53V104H54ZM59 103H60V101H59ZM142 103H143V102H142ZM144 103H146V101H145ZM155 103H156V102H155ZM158 103H159V102H158ZM191 103H192V102H191ZM203 103H204V102H203ZM17 104H18V103H17ZM19 104H20V103H19ZM27 104H28V103H27ZM37 104H38V103H37ZM48 104H50V103H48ZM56 104H57V103H56ZM97 104H98V103H97ZM102 104H103V103H102ZM111 104H112V103H111ZM125 104H126V103H125ZM130 104H131V103H130ZM150 104H151V102H150ZM173 104H174V102H173ZM28 105H29V104H28ZM43 105H44V104H43ZM46 105H47V104H46ZM54 105H55V104H54ZM98 105H99V104H98ZM144 105H145V104H144ZM161 105H162V104H161ZM171 105H172V104H171ZM176 105H177V104H176ZM181 105H182V104H181ZM188 105H189V104H188ZM21 106H24V105H20V107H21ZM48 106H50V105H48ZM52 106H53V105H52ZM57 106H58V104H57ZM110 106H111V105H110ZM122 106H123V104H122ZM128 106H129V105H128ZM11 107H12V106H11ZM20 107H19V108H20ZM29 107H30V106H29ZM42 107H43V106H42ZM66 107H67V106H66ZM94 107H96V106H94ZM126 107H127V106H126ZM131 107H132V105H131ZM164 107H166V105H165ZM172 107H174V105H173ZM14 108H15V107H14ZM23 108H24V107H23ZM54 108H55V107H54ZM57 108H58V107H57ZM62 108H63V107H62ZM70 108H71V107H70ZM101 108H102V107H101ZM149 108H150V107H149ZM174 108H176V106H175ZM11 109H12V108H11ZM21 109H22V108H21ZM47 109H48V108H46V110H47ZM107 109H108V108H107ZM125 109H126V108H125ZM161 109H162V108H161ZM168 109H169V108H168ZM182 109H183V108H182ZM13 110H15V109H13ZM50 110H52V109L50 108ZM76 110H77V109H76ZM180 110H181V109H180ZM185 110L188 111L187 109H185ZM3 111H4V110H3ZM3 111H2V112H3ZM6 111H7V110H6ZM18 111H19V110H18ZM42 111H43V110H42ZM103 111H105V109H104ZM137 111H138V110H137ZM141 111H142V110H141ZM143 111H144V110H143ZM153 111H154V110H153ZM175 111H176V110H175ZM206 111H207V110H206ZM248 111H249V110H248ZM20 112H21V110H20ZM57 112H58V111H57ZM78 112H79V111H78ZM106 112H107V111H106ZM119 112H120V111H119ZM133 112H134V111H133ZM169 112H172V110L169 111ZM176 112H177V111H176ZM178 112H179V113H178ZM178 112H177V113L180 114V111H178ZM188 112H189V111H188ZM188 112H187V113H188ZM219 112H220V111H219ZM245 112H246V111H245ZM250 112H251V111H250ZM4 113H5V112H4ZM7 113H8V112H7ZM28 113H29V112H28ZM47 113H48V112H47ZM47 113H45V114H47ZM79 113H80V112H79ZM98 113H99V112H98ZM107 113H108V112H107ZM183 113H185V112H183ZM238 113H239V112H238ZM5 114H6V113H5ZM9 114H10V113H9ZM23 114H25V112H24ZM53 114H54V113H53ZM55 114H56V113H55ZM82 114H83V113H82ZM85 114H86V113H85ZM120 114H121V113H120ZM128 114H129V113H128ZM185 114H186V113H185ZM260 114H261L260 116H262V113H260ZM0 115H1V113H0ZM41 115H42V114H41ZM79 115H80V114H79ZM83 115H84V114H83ZM100 115H101V114H100ZM37 116H38V115H37ZM102 116H103V114H102ZM151 116H152V115H151ZM175 116H177V115H175ZM178 116H179V115H178ZM184 116H185V115H184ZM215 116H216V115H215ZM250 116H251V115H250ZM255 116H256V114H255ZM260 116H259V117H260ZM12 117H13V116H12ZM12 117H11V118H12ZM26 117H27V116H26ZM28 117H29V116H28ZM38 117H39V116H38ZM38 117H35V118H38ZM64 117H65V116H64ZM73 117H74V115H73ZM179 117L182 118L181 115H180ZM186 117L189 118L190 122H192V121L194 120V119L192 120L191 117L188 116V114H186ZM186 117H184V118H186ZM237 117H238V115H237ZM240 117H241V116H240ZM263 117H264V115L262 116V118H263ZM11 118H10V119H11ZM31 118H32V117H31ZM35 118H34V119H35ZM55 118H56V117H55ZM86 118H87V116L85 117V119H86ZM102 118H103V117H102ZM175 118H176V117H175ZM177 118H178V117H177ZM187 118H186V119H187ZM213 118H214V117H213ZM245 118H246V117H245ZM247 118H248V117H247ZM249 118H250V117H249ZM1 119H2V118H1ZM76 119H77V118H76ZM76 119H75V120H76ZM87 119H88V118H87ZM239 119H240V118H239ZM241 119H242V117H241ZM243 119H244V118H243ZM18 120H19V118H18ZM37 120H38V119H37ZM37 120H36V121H37ZM43 120H44V119H43ZM55 120H56V119H55ZM79 120H81V119H79ZM88 120H89V119H88ZM88 120H87V121H88ZM90 120H91V119H90ZM167 120H168V119H167ZM177 120H178V119H177ZM256 120H258V118H257ZM41 121H42V120H41ZM87 121H86V122H87ZM170 121H171V120H170ZM173 121H174V118H173ZM183 121H184V120H183ZM251 121H253V119H252ZM258 121H259V120H258ZM262 121H263V120H262ZM7 122H8V121H7ZM78 122H79V121H78ZM175 122H176V120H175ZM179 122H181V121L179 120ZM187 122H188V120H187ZM190 122H189V124H190ZM247 122H248V121H247ZM12 123H13V122H12ZM17 123H18V122H17ZM40 123H41V122H40ZM71 123H72V122H71ZM79 123H80V122H79ZM81 123H82V122H81ZM84 123H85V122H84ZM89 123H90V122H89ZM154 123H155V122H154ZM183 123H184V122H183ZM194 123H197V122L195 121ZM243 123H245V122H243ZM248 123H252V122H248ZM258 123H259V122H258ZM261 123H262V122H261ZM19 124H20V122H19ZM37 124H38V123H37ZM256 124H257V123H254V125H256ZM17 125H18V124H17ZM17 125H16V126H17ZM20 125H21V124H20ZM20 125H19V126H20ZM41 125H42V124H40V128H41ZM53 125H54V124H53ZM59 125H60V124H59ZM64 125H65V123H64ZM178 125H179V124H178ZM182 125H183V124H182V122H181V123H180V126H182ZM184 125H185V124H184ZM191 125H192V124H191ZM195 125H196V124H195ZM212 125H213V124H212ZM246 125H247V124H246ZM248 125H251V124H248ZM257 125H258V124H257ZM38 126H39V125H38ZM43 126H44V125H43ZM54 126H55V125H54ZM71 126H72V125H71ZM71 126H70V129H71ZM92 126H93V124H92ZM92 126H89V128L92 127ZM94 126H95V125H94ZM160 126H161V125H160ZM160 126H159V127H160ZM188 126H189V125H188ZM260 126H261V125H259V127H260ZM63 127H64V126H63ZM82 127H83V126H82ZM86 127H87V126H86ZM159 127H158V128H159ZM165 127H166V126H165ZM186 127H187V126H186ZM194 127H196V126H194ZM2 128H3V127H2ZM20 128H21V127H20ZM20 128H18V129H20ZM27 128H28V127H27ZM31 128H32V127H31ZM47 128H48V127H47ZM54 128H55V127H54ZM72 128H73V127H72ZM96 128H97V126H96ZM163 128H164V127H163ZM190 128H191V127H190ZM197 128H198V127H197ZM241 128H242V127H241ZM254 128H256V127H254ZM7 129H8V128H7ZM22 129H23V127H22ZM29 129H30V128H29ZM32 129H33V128H32ZM41 129H42V128H41ZM57 129L59 130L60 128H57ZM98 129H99V128H98ZM137 129H138V128H137ZM156 129H157V128H156ZM159 129H160V128H159ZM165 129H166V131H167V129H169V128L166 127ZM261 129H262V127H260V130H261ZM0 130H2V129H0ZM13 130H14V129H13ZM16 130H17V129H16ZM23 130H24V129H23ZM23 130H22V131H23ZM26 130H27V129H26ZM43 130H44V128H43ZM48 130H49V129H48ZM50 130H51V129H50ZM58 130H57V131H58ZM92 130H93V129H92ZM96 130H97V129H96ZM126 130H127V129H126ZM161 130H162V128H161ZM169 130H170V129H169ZM177 130H178V129H177ZM182 130H183V129H182ZM185 130H186V129H185ZM192 130H193V129H192ZM201 130H202V129H201ZM249 130H250V129H249ZM262 130H263V129H262ZM262 130H261V131H262ZM3 131H4V129H3ZM7 131H8V130H7ZM20 131H21V130H20ZM27 131H28V130H27ZM44 131H45V130H44ZM98 131H99V130H98ZM105 131H106V130H105ZM171 131H172V130H171ZM171 131H170V132H171ZM173 131H174V130H173ZM173 131H172V133H173ZM193 131H194V130H193ZM256 131H257V130H256ZM12 132H13V131H11L10 133H12ZM15 132H16V131H15ZM15 132H14V133H15ZM42 132H43V131H42ZM51 132H52V131H51ZM99 132H101V131H99ZM99 132H98V133H99ZM176 132L179 133L178 131H176ZM189 132H190V129H189ZM198 132H199V131H198ZM254 132H255V131H254ZM53 133H54V132H53ZM98 133H97V134H98ZM107 133H109V132L107 131ZM165 133H166V134H165V137H164V135L162 134V136L164 137V139L168 138V136H169V134H167V132H165ZM174 133H175V131H174ZM182 133H183V132H182ZM199 133H200V132H199ZM249 133H250V132H249ZM249 133H248V134H249ZM1 134H2V133H1ZM15 134H17V133H15ZM18 134H19V132H18ZM36 134H38V133H36ZM44 134H45V133H44ZM79 134H80V133H79ZM102 134H103V133H102ZM110 134L113 135L111 132H110ZM129 134H130V132H129ZM153 134H154V133H153ZM184 134H186V133H184ZM184 134H183V135H184ZM189 134H190V133H189ZM253 134H254V133H253ZM2 135H4V134H2ZM10 135H11V134H10ZM23 135H24V134H23ZM32 135H33V134H32ZM86 135H87V134H86ZM114 135H116V134H114ZM166 135H168V136L166 137ZM171 135H173V134H171ZM171 135H170V136H171ZM177 135H178V134H177ZM187 135H188V134H187ZM263 135H264V134H263ZM8 136H9V135H8ZM42 136H45V135L42 134ZM46 136H47V135H46ZM54 136H55V133H54ZM84 136H85V134H84ZM87 136H88V135H87ZM102 136H104V135H102ZM107 136H108V135H106L105 137H107ZM131 136H132V135H131ZM170 136H169V137H170ZM189 136H190V135H189ZM189 136H188V137H189ZM253 136H255V135H253ZM31 137H32V136H31ZM38 137H39V136H38ZM52 137H53V136H52ZM58 137H60V136L58 135ZM62 137H63V136H62ZM72 137H73V136H72ZM112 137H113V136H112ZM112 137H111V138H112ZM176 137H177V136H176ZM182 137H183V136H182ZM182 137H181V139H182ZM248 137H250V136H248ZM8 138H9V137H8ZM23 138H24V137H23ZM29 138H30V137H29ZM32 138H33V137H32ZM40 138H41V137H40ZM40 138H39V139H40ZM42 138H43V137H42ZM183 138H184V137H183ZM251 138H252V137H251ZM26 139H27V138H26ZM33 139H34V138H33ZM53 139H55V138L53 137ZM58 139H59V138H58ZM68 139H69V138H68ZM73 139H74V138H73ZM73 139H72V140H73ZM75 139H77V138H75ZM75 139H74V140H75ZM81 139H82V138H81ZM160 139L162 140V137H161ZM168 139H169V138H168ZM184 139H185V138H184ZM184 139H183V140H184ZM63 140H64V138L62 139V141H63ZM109 140H110V139H109ZM118 140H119V138H118ZM0 141H1V140H0ZM28 141H29V140H28ZM31 141H32V139H31ZM33 141H34V140H33ZM33 141H32V143L35 144L34 142H35L36 140H35L34 142H33ZM43 141H45V140L43 139ZM54 141H55V140H54ZM65 141L67 142V141H69V140L66 139ZM76 141H77V140H76ZM110 141H111V140H110ZM178 141H179V140H178ZM25 142H27V141H25ZM58 142H59V141H58ZM60 142H61V141H60ZM72 142H73V141H72ZM79 142H80V141H79ZM171 142H172V141H171ZM171 142H170V143H171ZM179 142H180V141H179ZM63 143H65V142H63ZM63 143H61V144H63ZM69 143H70V141H69ZM69 143H68V145H69ZM80 143H81V142H80ZM139 143H140V142H139ZM160 143L162 144V142H160ZM194 143H196V142H194ZM230 143H231V142H230ZM0 144H1V143H0ZM43 144H44V143H43ZM165 144H167V143H165ZM172 144H174V143H172ZM210 144H211V143H210ZM210 144H209V145H210ZM236 144H237V143H236ZM45 145H46V144H45ZM48 145H49V144H48ZM68 145H67V146H68ZM84 145H85V144H84ZM138 145H139V144H138ZM158 145H160V144H158ZM23 146H24V145H23ZM32 146H33V145H32ZM61 146H63V145H61ZM61 146H59V147H61ZM120 146H121V145H120ZM129 146H130V145H129ZM147 146H148V145H147ZM163 146L165 147V145L163 144L160 148H164ZM172 146H173V145H172ZM181 146H182V144H181ZM181 146H180V147H181ZM17 147H18V146H17ZM30 147H31V146H30ZM35 147H36V146H35ZM35 147L33 146V148H35ZM69 147H70V145H69ZM73 147H74V146H73ZM83 147H84V146H83ZM124 147H125V146H124ZM131 147H132V146H131ZM149 147H150V146H149ZM167 147L170 148L169 145H167ZM174 147H175V146H174ZM174 147H172V148H174ZM183 147H185V146H183ZM187 147H188V146H187ZM198 147H200V146H198ZM208 147H209V146H208ZM253 147H254V146H253ZM12 148H13V147H12ZM45 148H46V147H45ZM47 148H48V147H47ZM70 148H72V146H71ZM89 148H91V147L89 146ZM127 148H128V147H127ZM134 148H135V145H134ZM134 148H133V149H134ZM212 148H213V147H212ZM26 149H28V147H27ZM73 149H74V148H73ZM135 149H136V148H135ZM135 149H134V150H135ZM137 149H138V148H137ZM153 149H155V148H153ZM164 149H166V148H164ZM193 149H194V148H193ZM255 149H256V148H255ZM13 150H14V149H13ZM28 150H30V149H28ZM34 150H35V149H34ZM37 150H38V149H37ZM44 150H45V149H44ZM61 150H63V148H62ZM61 150H60V151H61ZM67 150H69V149H67ZM86 150H87V149H86ZM91 150H92V149H91ZM116 150H117V149H116ZM127 150H128V149H127ZM199 150H200V148H199ZM206 150H207V149H206ZM252 150H253V149H252ZM30 151H31V150H30ZM46 151H47V149H46ZM69 151H72V150H69ZM75 151H76V148H75ZM94 151H95V150H94ZM97 151H98V150H97ZM131 151H132V150H131ZM137 151H139V149L136 150V151H133V152H137ZM140 151H141V150H140ZM148 151H150V150H148ZM159 151H161V149H159ZM163 151L165 152V150H163ZM166 151H167V150H166ZM175 151H176V149H175ZM190 151H191V150H190ZM15 152H16V151H15ZM35 152H36V150H35ZM37 152H38V151H37ZM48 152H49V151H48ZM48 152H47V155H48ZM61 152H62V151H61ZM63 152H64V151H63ZM86 152H87V151H86ZM98 152H99V151H98ZM157 152H158V151H157ZM157 152H156V153H157ZM169 152H170V151H169ZM196 152H197V151H196ZM205 152H206V151H205ZM205 152H204V153H205ZM209 152H210V151H209ZM250 152H251V151H250ZM250 152H249V153H250ZM66 153H67V152H66ZM69 153H70V152H69ZM146 153H147V152H146ZM204 153H203V154H204ZM63 154H64V153H63ZM97 154H98V153H97ZM130 154H132V153H130ZM134 154H135V153H133V155H134ZM138 154H141V153H138ZM159 154H160V153H159ZM163 154H164V153H163ZM176 154H178V153H176ZM185 154H186V152H185ZM187 154H188V153H187ZM191 154H192V153L190 152V155H191ZM25 155H26V154H25ZM29 155H30V154H29ZM45 155H46V154H45ZM60 155H62V154H60ZM133 155H132V156H133ZM181 155H182V154H181ZM190 155H189V156H190ZM64 156H65V154H64ZM68 156H69V155H68ZM86 156H87V155H86ZM135 156H136V155H135ZM140 156H141V159H142V156H143V155L141 154ZM162 156H163V155H162ZM178 156H179V155H178ZM248 156H249V155H248ZM49 157H50V156H49ZM71 157H72V156H71ZM158 157H159V156H158ZM158 157L156 156L155 158H158ZM191 157H192V156H191ZM194 157H195V156H193V158H194ZM197 157H198V156H197ZM7 158H8V157H7ZM11 158H13V157L11 156ZM46 158H47V157H46ZM61 158H62V156H61ZM63 158H64V157H63ZM135 158H136V157H135ZM143 158H144V157H143ZM159 158H160V157H159ZM164 158H165V157H164ZM201 158H202V157H201ZM201 158H200V159H201ZM248 158H249V157H248ZM42 159H45V158L42 157L41 160H42ZM57 159H58V158H57ZM132 159H134V158H132ZM141 159H140V160H141ZM171 159H172V158H171ZM183 159L185 160L186 158H183ZM190 159H191V158H190ZM198 159H199V158H198ZM0 160H1V158H0ZM79 160H80V159H79ZM158 160H160V159H158ZM158 160H157V161H158ZM46 161H48V160H46ZM46 161H45V162H46ZM49 161H51V160H49ZM49 161H48V162H49ZM80 161H81V160H80ZM87 161H88V160H87ZM135 161H136V160H135ZM187 161H188V160H187ZM195 161H196V159H195ZM199 161H201V160H199ZM245 161H246V160H245ZM37 162H38V161H37ZM84 162H85V161H84ZM111 162H112V161H111ZM136 162H137V161H136ZM136 162H135V163H136ZM25 163H26V162H25ZM27 163H28V162H27ZM65 163H66V161H65ZM112 163H114V162H112ZM151 163H152V162H151ZM190 163H191V162H190ZM190 163H189V164H190ZM196 163H197V161H196ZM260 163H261V162H260ZM260 163H259V164H260ZM262 163H263V162H262ZM262 163H261V164H262ZM23 164H24V163H23ZM23 164H22V165H23ZM30 164H31V163H30ZM40 164H41V163H40ZM40 164H39V165H40ZM63 164H64V163H63ZM114 164H115V163H114ZM130 164H132V163H130ZM141 164H142V162H141ZM143 164H144V163H143ZM143 164H142V165H143ZM194 164H195V162H194ZM242 164H244V163H242ZM254 164H255V163H254ZM0 165H1V164H0ZM5 165H6V164H5ZM36 165H37V164H36ZM39 165H38V167H40ZM72 165H73V164H72ZM150 165H151V164H150ZM175 165H176V164H175ZM182 165H183V164H182ZM31 166H32V165H31ZM34 166H35V165H34ZM55 166H56V165H55ZM55 166H54V167H55ZM66 166H67V165H66ZM66 166H65V167H66ZM100 166H101V165H100ZM151 166H154V165H151ZM184 166H185V164L183 165V168H184ZM186 166H187V165H186ZM194 166H195V165H194ZM29 167H30V165H29ZM49 167H50V166H49ZM84 167H85V166H84ZM88 167H89V166H88ZM133 167H134V164H133ZM175 167L177 168V166H175ZM178 167H179V166H178ZM187 167H188V166H187ZM189 167H190V166H189ZM235 167H236V166H234V168H235ZM245 167H246V166H245ZM254 167H255V166H254ZM262 167H263V166H262ZM18 168H19V167H18ZM36 168H37V166H36ZM51 168H53V167H51ZM55 168H56V167H55ZM55 168H54V169H55ZM101 168H103V166H101L100 169H101ZM154 168H155V167H154ZM195 168H196V167H195ZM232 168H233V167H232ZM2 169H3V168H2ZM27 169H28V168H27ZM29 169H30V168H29ZM59 169H60V168H59ZM86 169H87V168L85 167L84 170H86ZM97 169H98V168H97ZM185 169H186V168H185ZM256 169H257V168H256ZM260 169H261V168H260ZM55 170H57V169H55ZM69 170H70V169H69ZM89 170H90V169H89ZM156 170H157V169H156ZM179 170H182V169H179ZM197 170H198V169H197ZM234 170H235V169H234ZM253 170H254V169H253ZM253 170H252V171H253ZM262 170H263V169H262ZM33 171H34V170H33ZM49 171H50V170H49ZM53 171H54V170H53ZM71 171H72V170H71ZM73 171H74V170H73ZM86 171H87V170H86ZM86 171H85V172H86ZM97 171H98V170H97ZM99 171H100V170H99ZM139 171H140V170H139ZM171 171H172V170H171ZM174 171L176 172V170H174ZM263 171H264V170H263ZM30 172H31V171H30ZM39 172H40V171H39ZM39 172H38V174H39ZM46 172H48V171H46ZM63 172H65V171H63ZM119 172H120V171H119ZM177 172H178V171H177ZM183 172H184V171H183ZM194 172H195V171H194ZM4 173H5V172H4ZM31 173H34V172H31ZM31 173H30V174H31ZM48 173H49V172H48ZM55 173H56V172H55ZM55 173H54V174H55ZM68 173H69V172H68ZM128 173H129V172H128ZM154 173H155V172H154ZM233 173H234V171H233ZM260 173H262V172H260ZM13 174H14V173H13ZM18 174H19V173H18ZM24 174H25V173H24ZM30 174H29V175H30ZM41 174H43V172H42ZM52 174H53V173H52ZM69 174H70V173H69ZM75 174H76V173H75ZM97 174H98V173H97ZM140 174H141V173H140ZM165 174H166V173H165ZM167 174H168V173H167ZM172 174H173V173H172ZM183 174H184V173H183ZM190 174H191V173H190ZM193 174H194V173H193ZM252 174H253V173H252ZM263 174H264V173H263ZM5 175H7V174H5ZM8 175H10V174H8ZM15 175H16V174H15ZM58 175H60V174H58ZM153 175H154V174H153ZM174 175H175V173H174ZM186 175H187V173H186ZM186 175L184 176V178L186 177ZM231 175L233 176V174H231ZM241 175H242V174H241ZM10 176H13V175H10ZM16 176H17V175H16ZM16 176H15V177H16ZM25 176H26V175H25ZM30 176H31V175H30ZM41 176H45V175H41ZM88 176H89V175H88ZM88 176H87V177H88ZM99 176H100V175H99ZM130 176H131V175H130ZM162 176H164V175H162ZM162 176H161V177H162ZM172 176H173V175H172ZM172 176H171V177H172ZM243 176H245V175H243ZM249 176H251V175H249ZM15 177H14V179L18 178V177H16V178H15ZM21 177H22V176H20V178H21ZM26 177H29V176H26ZM87 177H86V178H87ZM93 177H94V176H93ZM123 177H124V176H123ZM131 177H132V176H131ZM139 177H140V176H139ZM141 177H142V176H141ZM165 177H166V175L164 176V180H165ZM169 177H170V176H168V178H169ZM181 177H183V176H181ZM188 177H189V176H188ZM188 177H187V178H188ZM5 178H6V177H5ZM20 178H19V179H20ZM22 178H23V177H22ZM31 178H33V176H31ZM36 178H37V177H36ZM54 178H55V177H54ZM68 178H69V177H68ZM70 178H71V177H70ZM70 178H69V179H70ZM143 178H144V177H143ZM143 178H142V179H143ZM166 178H167V177H166ZM179 178H180V177H179ZM231 178L234 179V177H231ZM24 179H25V178H24ZM38 179H39V178H38ZM40 179H41V178H40ZM94 179H95V178H94ZM120 179H121V178H120ZM128 179H129V178H128ZM128 179H127V180H128ZM131 179H133V178H131ZM162 179H163V177H162ZM172 179H173V178H172ZM191 179H192V178H191ZM263 179H264V177H263ZM20 180H21V179H20ZM86 180H87V179H86ZM88 180H90V179L88 178ZM178 180H179V179H178ZM181 180H182V179H181ZM184 180H185V179H184ZM187 180H188V179H187ZM187 180H186V182H188ZM193 180H194V179H192V181H193ZM229 180H230V179H229ZM229 180H228V181H229ZM241 180H242V179H241ZM15 181H16V180H15ZM22 181L24 182V181H26V180H22ZM22 181H21V182H22ZM30 181H31V180H30ZM38 181H39V180H38ZM42 181H43V179H42ZM54 181H55V180H54ZM60 181H61V180H60ZM67 181H68V180H67ZM70 181H71V180H70ZM78 181H79V179H78ZM82 181H83V180H82ZM84 181H85V179H84ZM93 181H95V180H93ZM133 181H134V180H133ZM162 181H163V180H162ZM189 181H190V179H189ZM192 181H191V183H192ZM194 181H195V180H194ZM2 182H3V181H2ZM2 182H1V183H2ZM4 182H5V181H4ZM6 182H7V181H6ZM23 182H22V183H23ZM56 182H57V181H56ZM129 182H130V180H129ZM143 182H144V181H143ZM169 182H170V181H169ZM182 182H184V181H183V180L180 181V184H181ZM186 182H185V184H186ZM26 183H27V182H26ZM38 183H39V182H38ZM41 183H42V182H41ZM43 183H44V182H43ZM50 183H51V182H50ZM61 183H62V182H61ZM72 183H73V182H72ZM90 183H91V182H90ZM90 183H89V184H90ZM122 183H123V182H122ZM189 183H190V182H189ZM2 184H3V183H2ZM23 184H25V183H23ZM46 184H47V182H46ZM58 184H59V183H58ZM89 184H88V185H89ZM172 184H173V183H172ZM183 184H184V183H183ZM196 184H197V182H196ZM223 184H224V183H223ZM9 185H10V182H9ZM12 185H13V184H12ZM84 185H85V184H84ZM84 185H83V187H84ZM117 185H118V184H117ZM119 185H120V184H119ZM178 185H179V184H178ZM187 185H188V183H187ZM229 185H230V184H229ZM263 185H264V184H263ZM1 186H4V185H1ZM42 186H43V185H42ZM58 186H59V185H58ZM68 186H69V184H68ZM86 186H87V183H86ZM227 186H228V185H227ZM12 187H13V186H12ZM12 187H11V189H12ZM25 187H26V186H25ZM30 187H31V186H30ZM30 187H29V189H30ZM37 187H38V186H37ZM43 187H44V186H43ZM114 187H115V186H114ZM124 187H125V186H124ZM150 187H151V186H150ZM181 187H182V185H181ZM188 187H189V186H188ZM13 188H15V187H13ZM21 188H24V187H21ZM31 188H32V187H31ZM33 188H34V187H33ZM40 188H41V187H40ZM47 188H48V187H47ZM127 188H128V187H127ZM185 188H186V187H185ZM1 189H2V188H1ZM19 189H20V187H19ZM26 189H27V188H26ZM41 189H42V188H41ZM52 189H53V188H52ZM55 189L57 190L58 188H55ZM66 189H67V188H66ZM183 189H184V186H183ZM249 189H250V188H249ZM20 190H22V189H20ZM36 190H38V189H36ZM36 190H35V193L37 194ZM43 190H44V189H43ZM81 190H82V189H81ZM18 191H19V190H18ZM18 191H17V192H18ZM31 191H32V190H31ZM38 191H39V190H38ZM44 191H49V190H44ZM84 191H86V190H84ZM84 191H83V192H84ZM130 191H131V189H130ZM251 191H252V190H251ZM254 191H255V190H254ZM10 192H11V191H10ZM32 192H34V191H32ZM41 192H42V191H41ZM53 192H54V191H53ZM57 192H58V191H57ZM67 192H68V191H67ZM83 192H82V193H83ZM87 192H88V191H87ZM104 192H105V191H104ZM122 192H123V191H122ZM125 192H126V191H125ZM152 192H153V191H152ZM257 192H258V191H257ZM0 193H1V192H0ZM18 193H19V192H18ZM22 193H23V192H22ZM28 193H29V192H28ZM80 193H81V192H80ZM100 193H101V192H100ZM115 193H117V192H115ZM118 193H120V192H118ZM130 193H131V192H130ZM138 193H139V192H138ZM154 193H155V192H154ZM252 193H253V192H252ZM15 194H17V193L15 192ZM24 194H25V193H24ZM32 194H33V193H32ZM46 194H47V193H46ZM83 194H84V193H83ZM107 194H108V193H107ZM111 194H112V193H111ZM134 194H136V193H134ZM139 194H140V193H139ZM141 194H142V192H141ZM169 194H170V193H169ZM179 194H180V192H179ZM258 194H259V193H258ZM258 194H257V195L255 194L254 197H255V196L257 197ZM260 194H261V193H260ZM7 195H8V194H7ZM13 195H14V194H13ZM21 195H22V194H21ZM25 195H26V194H25ZM43 195H45V194H43ZM49 195H50V194H49ZM51 195L53 196L52 193H51ZM51 195H50V196H51ZM75 195H76V194H75ZM109 195H110V194H109ZM182 195H183V194H182ZM250 195H252V194H250ZM250 195H248L249 197L246 196V195H245V196L248 197V198H250ZM261 195L263 196V194H261ZM18 196H19V195H18ZM46 196H47V195H46ZM89 196H90V194H89ZM102 196H103V195H102ZM105 196H107V195H105ZM112 196H113V195H112ZM216 196H217V195H216ZM10 197H11V196H10ZM30 197L33 198V196H30ZM39 197H41V196H39ZM47 197H48V196H47ZM55 197H56V196H55ZM65 197H66V196H65ZM70 197H71V195H70ZM70 197H69V199H70ZM93 197H94V196H93ZM108 197H109V196H108ZM4 198H5V197H4ZM4 198H3V199H4ZM6 198H7V197H6ZM20 198H21V197H20ZM28 198H29V197H28ZM42 198H44V196H43ZM82 198H83V197H82ZM82 198H81V200H83ZM102 198L104 199V196H103ZM102 198H101V199H102ZM106 198H107V197H106ZM252 198H253V197H252ZM257 198H258V197H257ZM263 198H264V196H263L261 199L263 200ZM16 199H17V198H16ZM40 199H41V198H40ZM44 199H45V198H44ZM50 199H52V197H51ZM50 199H49V200H50ZM54 199H55V198H53L52 201H53ZM64 199H65V198H64ZM98 199H99V197H98ZM178 199H179V198H178ZM253 199H254V198H253ZM9 200H10V199H9ZM12 200H13V199H12ZM12 200H11V201H12ZM18 200H20V199H18ZM23 200H24V198H23ZM28 200H29V199H28ZM34 200H35V199L33 198V201H34ZM45 200H46V199H45ZM67 200H68V199H67ZM70 200H71V199H70ZM74 200H75V199H74ZM81 200H79V201L81 202ZM107 200H108V199H107ZM244 200H246V199H244ZM244 200H243V201H240V202H244V203H245V206L248 205V204L246 203L248 200H246V201H244ZM250 200H251V199H249V201H250ZM256 200H258V199H256ZM262 200H260L261 202H260V201H259V202H260V203H263ZM20 201H21V200H20ZM20 201H19V202H20ZM26 201H27V198H26ZM37 201H39L38 198H37ZM41 201H43V200L41 199ZM46 201H47V200H46ZM50 201H51V200H50ZM55 201H56V199H55ZM62 201H63V200H62ZM62 201H61V202H62ZM91 201H92V200H91ZM110 201H112V200H110ZM119 201H120V200H119ZM128 201H129V200H128ZM150 201H152V200H150ZM162 201H163V200H162ZM254 201H255V200H254ZM12 202H13V201H12ZM19 202L17 201V203H19ZM23 202H24V201H23ZM53 202H54V201H53ZM67 202H68V201H67ZM70 202H71V201H70ZM72 202H73V201H72ZM83 202H86V201H83ZM92 202H93V201H92ZM189 202H190V201H189ZM7 203H8V202H7ZM9 203H11V202L9 201ZM15 203H16V200H15ZM38 203H39V202H38ZM43 203H45V202L43 201ZM81 203H82V202H81ZM86 203H88V202H86ZM108 203H109V202H108ZM141 203H142V202H141ZM143 203H144V202H143ZM146 203H147V201H146ZM251 203L254 205V203L252 202V200H251ZM251 203H249V204H251ZM256 203H257V201H256ZM256 203H255V204H256ZM260 203H258V205H259ZM22 204H23V203H22ZM28 204H29V203H28ZM46 204H47V203H46ZM49 204H50V202H49ZM51 204H52V203H51ZM51 204H50V205H51ZM54 204H56V203H53V205H54ZM73 204H74V203H73ZM82 204H83V203H82ZM93 204H94V203H93ZM97 204H99V202H98ZM100 204H102L101 201H100ZM109 204H110V203H109ZM112 204H113V203H112ZM123 204H125V203H123ZM148 204H149V203H147V205H148ZM191 204H192V203H191ZM241 204L243 205V203H241ZM241 204H240V205H241ZM0 205H1V204H0ZM9 205H10V204H9ZM14 205H15L14 207H16L17 204H14ZM26 205H27V203H26ZM26 205L24 204V206H26ZM29 205H30V204H29ZM36 205H37V204H36ZM39 205H41V204H39ZM42 205H43V204H42ZM57 205H58V203H57ZM67 205H68V204H67ZM69 205H70V204H69ZM90 205H91V204H90ZM90 205H88V206H90ZM113 205H114V204H113ZM119 205H120V203H119ZM142 205H143V204H142ZM147 205H146V206H147ZM209 205H211V204H208V206H209ZM240 205H239V207H240ZM260 205H261V204H260ZM55 206H56V205H55ZM61 206H62V204H61ZM70 206H71V205H70ZM99 206H100V205H99ZM99 206H98V207H99ZM125 206H126V205H125ZM193 206H194V204H193ZM243 206H244V205H243ZM249 206H250V205H249ZM249 206H248L247 208H249ZM262 206H263V205H262ZM262 206H261V207H262ZM11 207H12V206L10 205L9 208H11ZM17 207H18V206H17ZM19 207H21V205H20ZM31 207H32V206H31ZM37 207H39V206H37ZM41 207H42V206H41ZM47 207H48V205H47ZM56 207H57V206H56ZM67 207H69V206H67ZM83 207H85V206H83ZM91 207H92V209H93V206H91ZM98 207H97V209H99L101 206H100L99 208H98ZM232 207H233V206H232ZM250 207H251V206H250ZM2 208H3V207H2ZM9 208H8V209H9ZM35 208H36V207H35ZM42 208H44V206H43ZM71 208H72V207H71ZM73 208H74V205H73ZM73 208H72V209H73ZM123 208H124V207H123ZM207 208H208V207H207ZM234 208H235V207H234ZM252 208H253V207H252ZM252 208H251V209H252ZM259 208H260V207H259ZM14 209H15V208H14ZM14 209H13V210H14ZM21 209H22V208H21ZM32 209H33V208H32ZM32 209H31V211H29V212H32V213L34 214L35 212H33ZM49 209H50V208H49ZM72 209H71V210H72ZM94 209H95V208H94ZM101 209H102V208H101ZM105 209H106V208H105ZM255 209H256V208H255ZM262 209H263V207H262ZM9 210H10V209H9ZM34 210H35V209H34ZM40 210H41V209H40ZM46 210H47V209H46ZM52 210H53V209H52ZM52 210H51V211H52ZM58 210H59V209H58ZM62 210H64V209H62ZM65 210H66V209H65ZM102 210H103V209H102ZM123 210H124V209H123ZM235 210H236V209H235ZM235 210H234V211H235ZM239 210L241 211V209H239ZM257 210H259V209H257ZM24 211H25V210H24ZM36 211H37V210H36ZM73 211H74V209H73ZM99 211H100V210H99ZM103 211H104V210H103ZM120 211H121V210H120ZM206 211H207V210H206ZM234 211H233V212H234ZM243 211H244V210H242V212H243ZM246 211H247V210L244 211V214H245ZM255 211H256V210H255ZM263 211H264V209H263ZM10 212H11V210H10ZM15 212H16V211H15ZM18 212H19V211H18ZM25 212H26V211H25ZM46 212H47V211H46ZM55 212H56V211H55ZM55 212H54V213H55ZM57 212H58V211H57ZM69 212H70V211H69ZM74 212H76V211H74ZM210 212L213 213L214 211H210ZM219 212H220V211H219ZM229 212H231V211H229ZM236 212H238V211H236ZM251 212H252V210H251ZM257 212H258V211H257ZM2 213H3V210H2ZM4 213H5V212H4ZM8 213H9V211H8ZM39 213H40V212H39ZM79 213H80V212H79ZM107 213L109 214V212H107ZM110 213H111V211H110ZM222 213H223V211H222ZM222 213H221V214H222ZM224 213H225V212H224ZM247 213H248V212H247ZM247 213H246V214H247ZM0 214H1V212H0ZM13 214H14V213H13ZM13 214H11V215H13ZM18 214H19V213H18ZM21 214H22V213H21ZM25 214H26V213H25ZM45 214H46V213H45ZM47 214H48V213H47ZM57 214H58V213H57ZM59 214H60V213H59ZM70 214H71V213H70ZM121 214H122V213H121ZM227 214H228V212H227ZM227 214H225V216H226ZM231 214H232V213H231ZM252 214L254 215V211H253ZM255 214H256V212H255ZM258 214H259V213H258ZM23 215H24V214H23ZM23 215H22V216H23ZM27 215H29V214H27ZM30 215H31V214H30ZM35 215H36V214H35ZM41 215H42V214H41ZM41 215H39V216H41ZM49 215H50V218H51V215H52V214H50V212H49ZM55 215H56V213L53 214L52 216H55ZM76 215H78V214H76ZM82 215H83V214H82ZM110 215H111V214H110ZM187 215H188V214H187ZM209 215H210V214H209ZM212 215H214V214H212ZM212 215H210V218L212 217ZM223 215H224V214H223ZM233 215H234V214H233ZM241 215H242V214H241ZM249 215H250V213H248V217H249ZM259 215H260V214H259ZM259 215H258V216H259ZM16 216H17V215H16ZM24 216H25V215H24ZM24 216H23V218H24ZM39 216H38V218H39ZM70 216H71V215H70ZM84 216H85V215H84ZM87 216H88V215H87ZM96 216H97V215H96ZM106 216H107V214H106ZM113 216H114V215H113ZM123 216H124V215H123ZM214 216H215V215H214ZM214 216H213V217H214ZM216 216H217V214H216ZM218 216H219V215H218ZM235 216H236V215H235ZM235 216H234V217H235ZM238 216H240V215L238 214ZM255 216H256V215H255ZM5 217H6V215H5ZM25 217H26V216H25ZM27 217L30 218L29 216H27ZM47 217H48V215H47ZM59 217H60V216H59ZM59 217L57 218V217L55 216V218H57L56 220H58ZM64 217H67V216L65 215ZM71 217H72V216H71ZM78 217H79V216H78ZM125 217H126V216H125ZM226 217H227V216H226ZM228 217H229V216H228ZM246 217H247V216H246ZM6 218H7V217H6ZM10 218H12V217H10ZM15 218H16V217H15ZM28 218H27V219H28ZM35 218H36V217H35ZM35 218H34V221H35ZM42 218H43V217H42ZM55 218H54V219H55ZM98 218H99V217H98ZM98 218H97V219H98ZM127 218H128V216H127ZM164 218H166V217H164ZM167 218H168V217H167ZM205 218H208V217L205 215ZM216 218H217V217H216ZM219 218H220V216H219ZM222 218H224V217H222ZM235 218H236V217H235ZM237 218H238V217H237ZM240 218H241V217H240ZM253 218H254V217H252V218H250V219H253ZM259 218L262 219L261 216H260ZM1 219H2V218H0V221H1ZM8 219H9V217H8ZM39 219H41V218H39ZM46 219H47V218H46ZM51 219H52V218H51ZM69 219H70V218H69ZM82 219H85V218H82ZM99 219H100V218H99ZM224 219H225V218H224ZM224 219H223V220H224ZM227 219H229V218H227ZM230 219H231V218H230ZM238 219H239V218H238ZM254 219H255V218H254ZM11 220H12V219H11ZM16 220H17V219H16ZM21 220H22V219H21ZM31 220H32V218H31ZM31 220H30V221H31ZM43 220H44V219H43ZM47 220H48V222H53V220H50V219H47ZM49 220H50V221H49ZM59 220H60V219H59ZM61 220H62V218H61ZM78 220H79V219H78ZM128 220H129V219H128ZM128 220H126V221H128ZM202 220H203V219H202ZM202 220H201V221H202ZM207 220H208V219H207ZM232 220L234 221L233 218H232ZM232 220H231V221H232ZM239 220H240V219H239ZM243 220H244V217L242 218V221H243ZM74 221H77V220H74ZM81 221H82V220H81ZM87 221H88V219H87ZM101 221H102V219H101ZM133 221H134V223H136L135 220H133ZM160 221L162 222L163 220H160ZM160 221H159V222H160ZM203 221H204V220H203ZM214 221H215V220H214ZM214 221H213V222H214ZM233 221H232V223H233ZM242 221H241V223H242ZM250 221H251V220H250ZM253 221L256 222L255 220H253ZM13 222H14V220H13ZM27 222H28V221H27ZM31 222H32V221H31ZM37 222H38V221H37ZM39 222H40V221H39ZM44 222H45V221H44ZM54 222L57 223V221H54ZM54 222H53V224H54ZM72 222H73V221H72ZM78 222H79V221H78ZM78 222H77L76 225H79ZM83 222H84V221H83ZM91 222H94V221L92 220ZM97 222H98V221H97ZM102 222H104V221H102ZM102 222H101V223H102ZM159 222H158V223H159ZM161 222H160V223H161ZM167 222H169V221H167ZM199 222H200V221H199ZM199 222H198V223H199ZM204 222H206V221H204ZM236 222H237V220H236ZM236 222H235V223H236ZM243 222H244V221H243ZM254 222H252V225L254 224ZM20 223H21V221H19L18 225H19ZM33 223H34V222H33ZM41 223H43V222H41ZM94 223H95V222H94ZM126 223H127V222H126ZM128 223H129V221H128ZM130 223H131V222H130ZM132 223H133V222H132ZM134 223H133V225H134ZM163 223H165V221H164ZM163 223H162V225H163ZM214 223H217V222L215 221ZM227 223H228V222H227ZM227 223L225 222V224H227ZM235 223H233V224H235ZM245 223H248V222H245ZM245 223H244V224H245ZM256 223H257V222H256ZM256 223H255V224H256ZM259 223H261V221H259ZM22 224H23V223H22ZM25 224H26V222H25ZM61 224H62V223H61ZM201 224H203V223H199L198 225H201ZM217 224L219 225V223H217ZM257 224H258V223H257ZM33 225H34V224H33ZM40 225H41V224H40ZM44 225H45V224H44ZM44 225L42 224V227H43ZM57 225H58V223H57ZM62 225H63V224H62ZM80 225H82V224H80ZM87 225H90V223L87 224ZM130 225H131V224H130ZM136 225H137V223H136ZM157 225H158V224H157ZM206 225H207V224H206ZM26 226H28V224H27ZM26 226H25V227H26ZM31 226H32V225H31ZM31 226H30V227H31ZM37 226H39V224H38ZM37 226H35L34 228H37ZM50 226H51V227L47 226L48 229L52 228V225H50ZM58 226H60V224H59ZM64 226H65V225H64ZM66 226H67V224H66ZM83 226H84V225H83ZM83 226H82V227H83ZM94 226H95V225H94ZM96 226H97V224H96ZM98 226H99V224H98ZM98 226H97V227H98ZM134 226H135V225H134ZM211 226H212V228H213L212 222H211ZM229 226H230V225H229ZM22 227H23V225H22ZM22 227H21V228H22ZM39 227H41V226H39ZM44 227H46V225H45ZM67 227H68V226H67ZM67 227H65V228H67ZM72 227H73V226H72ZM72 227H71V228H72ZM74 227H75V226H74ZM97 227H96V228H97ZM100 227L103 228V226H100ZM100 227H99V228H100ZM107 227H108V226H107ZM127 227H131V226H128V225H127ZM157 227H158V226H157ZM207 227L209 228V225H208ZM226 227H227V226H226ZM226 227H225V230H226L227 228H229V227H227V228H226ZM231 227H232V226H231ZM255 227L257 228V226H255ZM259 227H260V224H259ZM31 228H33V227H31ZM55 228H57V226H56ZM60 228H61V227H60ZM68 228H69V227H68ZM78 228H79V227H78ZM83 228H84V227H83ZM102 228H101V229H102ZM104 228H105V227H104ZM111 228L113 229V227H111ZM131 228H133V227H131ZM149 228H150V227H149ZM198 228H199V227H198ZM203 228H204V227H203ZM205 228H206V227H205ZM253 228H254V226H253ZM23 229L26 231V228H23ZM28 229H30V228H28ZM37 229H39V228H37ZM37 229H36V231H37ZM52 229H53V228H52ZM75 229H77V228H75ZM79 229L81 230V228H79ZM86 229H88V228H86ZM108 229H109V228H108ZM154 229H155V227H154ZM199 229H201V228H199ZM221 229H224V227L221 228ZM32 230H33V229H32ZM40 230H43V229H40ZM50 230H51V229H50ZM61 230H62V229H61ZM63 230H64V229H63ZM63 230H62V232H63ZM67 230H70V229H67ZM95 230H96V229H95ZM110 230H111V229H110ZM130 230H132V229H130ZM136 230H137V228H136ZM136 230L132 231V233L135 232ZM138 230H139V229H138ZM152 230H153V228H152ZM193 230H194V229H193ZM196 230H198V229H196ZM205 230H206V229H205ZM207 230H208V229H207ZM246 230H247V229H246ZM9 231H10V230H9ZM14 231H15V230H14ZM14 231H12V233H14ZM34 231H35V230H34ZM43 231H44V230H43ZM47 231H48V230H47ZM54 231H55V230H54ZM54 231H53V232H54ZM65 231H66V229H65ZM74 231H75V230H74ZM83 231H84V230H83ZM93 231H94V230H93ZM101 231H102V230H101ZM104 231H105V230H104ZM107 231H109V230H107ZM112 231H113V230H112ZM112 231H111V233H112ZM139 231H140V230H139ZM148 231H149V230H148ZM198 231H200V230H198ZM201 231H202V229H201ZM213 231H214V230H211V232H213ZM233 231H234V230H233ZM233 231L229 233V234H230L229 236L233 235V233H234ZM253 231H254V229H253ZM256 231H259V230L256 229ZM16 232H17V231H15V233H16ZM44 232H46V231H44ZM49 232H50V231H49ZM53 232H52V233H53ZM78 232H79V231H78ZM86 232H87V231H86ZM98 232H99V231H98ZM128 232H130V231H128ZM156 232H157V231H156ZM191 232H192V231H191ZM208 232H210V231H208ZM208 232H207V233H208ZM217 232H218V231H217ZM219 232H220V231H219ZM228 232H229V231H228ZM235 232H236V231H235ZM240 232H241V233H239L240 235H238V236H241L240 239H239V240H240V243H241V239H243L244 235H246L245 233H247V232L244 231V232H245V233L243 232L244 235L242 234V230H241ZM24 233H26V232H24ZM34 233H35V232H34ZM58 233H59V232H58ZM94 233H95V232H94ZM96 233H97V232H96ZM107 233H108V232H107ZM144 233H145V232H144ZM144 233L142 232V234H144ZM183 233H185V232H183ZM224 233H225V232H224ZM257 233H259V232H257ZM262 233H263V232H262ZM9 234L11 235V232H10ZM18 234H20V233H18ZM18 234H17V235H18ZM60 234H61V233H60ZM69 234H70V231H69ZM82 234H83V233H82ZM87 234H88V233H87ZM99 234H100V233H99ZM129 234H130V233H129ZM133 234H134V233H133ZM137 234H138V233L136 232V235H137ZM190 234H191V233H190ZM193 234H194V233H193ZM205 234H206V233H204V235H205ZM208 234H209V233H208ZM216 234H217V233H216ZM216 234L214 235V233H211V234H209V235H211V238L214 239V237H212V236H215V237L217 238V237H218V234H217V235H216ZM236 234H237V233H236ZM38 235H40L39 232H38ZM38 235H37V237H38ZM70 235H71V234H70ZM84 235H85V234H84ZM136 235L134 234L133 236L135 237ZM138 235H139V234H138ZM140 235H141V234H140ZM200 235H201V234H200ZM206 235H207V234H206ZM219 235H220V234H219ZM254 235H255V233H254ZM263 235H264V234H263ZM5 236L7 237V235H5ZM23 236H24V235H23ZM27 236H28V235H27ZM35 236H36V235H35ZM41 236H44V234H43V235L41 234ZM41 236H39L40 239H41ZM56 236L58 237L57 234H56ZM60 236H61V235H60ZM92 236H93V235H92ZM95 236H96V235H95ZM142 236H143V235H142ZM184 236H185V235H184ZM186 236H187V235H186ZM186 236H185V238H186ZM188 236H189V235H188ZM236 236H237V235H236ZM242 236H243V237H242ZM37 237H36V238H37ZM44 237H45V236H44ZM62 237H64V235H62ZM86 237H87V236H85V238H86ZM145 237H146V236H145ZM247 237H248V235L244 237L245 242H246V240H247ZM249 237L251 238L252 236L250 235ZM257 237H258V236H257ZM8 238H10V237H8ZM17 238H18V237H17ZM17 238H14V240H15V239L17 240ZM19 238H20V237H19ZM55 238H56V237H55ZM95 238H96V237H95ZM130 238H132V236H131ZM187 238H188L187 240H188V243H189V241L191 242V240H192V239H195L196 237H195V238L192 237L191 240H189V239H190L189 237H187ZM201 238L204 239V237H201ZM208 238H210V236H209ZM208 238L205 237V240L208 239ZM233 238H234V236H233ZM238 238H239V237H238ZM238 238L236 239V242H237V243H238V241H237ZM253 238H254V237H253ZM260 238H264V237H260ZM260 238H259V239H260ZM12 239H13V238H12V236H11V238L9 239V241H10V240L12 241ZM27 239H29V238H27ZM27 239H26V240H27ZM44 239H45V238H44ZM58 239H59V237H58ZM58 239H56L57 242H58ZM87 239H88V238H87ZM89 239H90V237H89ZM138 239H139V238H138ZM183 239H184V238H183ZM183 239H182V240H183ZM217 239H220V240H221L222 238L218 237ZM231 239H232V237H231ZM1 240H2V239H1ZM6 240H7V239H6ZM6 240L4 239V241H6ZM29 240H30V239H29ZM41 240H42V239H41ZM56 240H55V241H56ZM64 240H65V239H64ZM64 240H63V241H64ZM98 240H99V239H98ZM131 240H132V239H131ZM133 240H134V239H133ZM133 240L131 241L132 243H134ZM135 240L137 241V238H135ZM171 240H172V239H171ZM220 240H215V241L219 242ZM17 241H18V240H17ZM17 241H16V242H17ZM23 241H25V240L23 239ZM27 241H28V240H27ZM31 241H32V240H31ZM63 241H61V242H63ZM87 241H88V240H87ZM136 241H135V242H136ZM169 241H170V240H169ZM194 241H195V240H194ZM199 241H201V240L198 239V242H197V241H196V242L200 245L201 243H200ZM207 241H209V239L206 240V242H207ZM210 241H211V240H210ZM212 241L214 242V240H212ZM212 241H211V242H212ZM242 241H244V240H242ZM249 241H250V240H249ZM251 241H252V240H251ZM6 242H8V240H7ZM61 242H60V243H61ZM92 242H93V241L91 240V243H92ZM99 242H100V241H99ZM101 242H102V241H101ZM166 242H167V241H166ZM184 242H185V240H184ZM203 242H204V241H203ZM211 242H210V243H211ZM213 242H212V243H213ZM252 242H254V241H252ZM1 243H2V242H1ZM4 243H5V242H4ZM13 243H14V242H13ZM19 243L21 244L20 241H19ZM31 243H33V242H31ZM60 243H59V246L62 244V243H61V244H60ZM93 243H94V242H93ZM164 243H165V242H164ZM168 243H170V242H168ZM173 243H174V242H173ZM182 243H183V242H182ZM186 243H187V242H186ZM191 243H192V242H191ZM219 243H221V242H219ZM237 243H235V244H237ZM242 243H243V242H242ZM249 243H250V242H249ZM258 243H260V242H258ZM258 243H257V245H258ZM10 244H11V243H10ZM29 244H30V242H29ZM57 244H58V243H57ZM99 244H100V243H99ZM99 244H97V245H99ZM101 244H103V243H101ZM171 244H172V243H171ZM179 244H180V241H179ZM193 244H194V243H193ZM195 244H196V243H195ZM198 244H197V245H198ZM217 244H218V243H217ZM217 244H216V245H217ZM235 244H234V245H231V246L236 247ZM2 245H3V244H2ZM7 245H8V247H10L9 244H7ZM14 245H16V244H14ZM17 245H18V244H17ZM22 245H24V244L22 243ZM22 245H21V246H22ZM33 245H34V243H33ZM38 245H40V244H38ZM132 245H133V244H132ZM134 245H135V244H134ZM176 245H177V244H176ZM186 245H187V244H186ZM205 245H206V243H205ZM208 245H210V244L208 243ZM214 245H215V244H214ZM218 245H219V244H218ZM220 245H221V244H220ZM222 245H223V243H222ZM222 245H221V246H222ZM228 245H229V243H228ZM239 245H240V244H239ZM246 245H247V244H246ZM257 245H256V246H257ZM162 246H163V245H162ZM178 246H181V245H178ZM182 246H183V245H182ZM188 246H189V244H188ZM188 246H187V247H184V248L190 250V249H191V246H190L189 248H188ZM201 246H202V245H200V247H201ZM211 246H212V245H211ZM223 246H224V245H223ZM226 246H227V245H226ZM226 246H224V247H226ZM242 246H245V243H244ZM1 247H2V246H1ZM6 247H7V246H6ZM13 247H15V246H13ZM17 247H19V246H17ZM34 247H35V246H34ZM34 247H33V248H34ZM38 247H39V246H38ZM38 247L36 246V248H38ZM42 247H43V246H42ZM46 247H47V245H46ZM49 247H50V246H49ZM56 247H57V246H56ZM94 247H95V245H94ZM96 247H97V246H96ZM96 247H95V248H96ZM100 247H101V246H100ZM130 247H132V246L130 245ZM174 247H175V245H174ZM176 247H177V246H176ZM192 247H193V245H192ZM206 247H207V245H206L204 248H206ZM246 247H247V246H246ZM250 247H251V244H250L249 248H250ZM3 248H4V246H3ZM40 248H41V246H40L38 249H40ZM44 248H45V247H43V250H44ZM50 248H51V247H50ZM68 248H69V247H68ZM167 248L169 249L170 246H168ZM167 248H166V249H167ZM193 248H195V247H193ZM197 248H199V247H197ZM204 248H203V250H204ZM209 248L211 249L212 247H209ZM214 248H217V247H214ZM218 248H219V247H218ZM226 248H228V247H226ZM226 248H224V250H225ZM232 248H233V247H232ZM232 248L230 247V248L226 249L227 252H229V251H230L229 249H232ZM237 248H238V246H237ZM240 248H243V247L240 246ZM258 248H259V246H258ZM260 248H261V247H260ZM1 249H2V248H1ZM16 249L19 250V248H16ZM24 249H25V248H24ZM28 249H29V248H28ZM28 249H26V251H27ZM47 249H48V248H47ZM56 249H57V248H56ZM177 249H178V248H177ZM182 249H183V247H182ZM186 249H185V250H186ZM219 249H221V247H220ZM222 249H223V248H222ZM222 249H221V250H222ZM245 249H246V248H245ZM251 249H252V247H251ZM254 249H255V247H254ZM9 250H10V249H9ZM20 250H21V249H20ZM48 250H49V249H48ZM179 250H180V249H179ZM183 250H184V249H183ZM198 250L200 251V249H198ZM203 250H202V252H203ZM213 250H214V249H213ZM221 250H220V252H221ZM224 250H223V251H224ZM228 250H229V251H228ZM236 250H239V249H236ZM3 251H5V250H3ZM14 251H15V249H14ZM38 251H39V250H38ZM44 251H45V250H44ZM49 251H50V250H49ZM174 251H175V250H174ZM174 251H173V252H174ZM191 251H193V250H191ZM191 251H190V252H191ZM217 251L219 252V250H216L215 252H217ZM232 251H233V250H232ZM232 251H230V252H232ZM240 251H241V250H240ZM240 251H239V254H240ZM244 251H246V250H244ZM260 251H261V250H260ZM10 252H11V251H10ZM10 252H9V253H10ZM33 252H34V251H33ZM33 252H32V253H33ZM163 252H165V251H163ZM176 252H177V251H176ZM180 252H181V250H180ZM186 252H187V250H186ZM205 252H209V251L206 250ZM205 252H204V253H205ZM218 252H217V253H218ZM224 252H225V251H224ZM230 252H229L228 254L226 253L225 255H226V256L229 255V254L231 255ZM251 252H254V251H251ZM6 253H8V252H5V254H6ZM12 253H13V250H12ZM12 253H10V254H12ZM23 253H24V251L22 252V254H23ZM53 253H54V252H53ZM167 253H168V252H167ZM171 253H172V252H171ZM187 253H189V251H188ZM191 253H192V252H191ZM193 253H194V251H193ZM212 253H213V252H212ZM212 253H211V254H212ZM232 253H234V252H232ZM245 253H246V252H245ZM248 253H250V252L248 251ZM259 253H260V252H259ZM261 253H262V252H261ZM0 254H1V253H0ZM10 254H9V255H10ZM15 254H16V253H15ZM19 254H20V253H19ZM26 254H27V253H26ZM29 254H30V253H29ZM34 254H35V253H34ZM41 254H42V253H41ZM163 254H165V253H163ZM182 254H183V252H182ZM213 254H214V253H213ZM218 254H219V253H218ZM218 254L216 255V259H218V258H219V259L222 258V256H220V255H223V254H220V255H219L220 257H217ZM53 255L55 256V254H53ZM169 255H171V254L169 253ZM179 255H180V254H179ZM183 255H184V254H183ZM185 255H186V254H185ZM188 255H189V258H190V253H189ZM188 255H187V257H188ZM191 255H192V254H191ZM202 255H203V253H202ZM232 255H234V254H232ZM237 255H238V253H236V256H237ZM240 255H241V254H240ZM243 255L246 256L245 254H243ZM249 255H250V254H249ZM252 255H253V253H252ZM252 255H251V256H252ZM259 255H260V254H259ZM259 255H258V256H259ZM262 255H264V254H262ZM3 256H4L5 258L7 257V256L4 255V254H3ZM3 256L1 255V257H3ZM14 256H15V255H14ZM19 256H20V255H19ZM49 256H50V254H49ZM164 256H166V255H164ZM171 256H172V255H171ZM181 256H182V255H181ZM181 256H179V258H181ZM192 256H193V255H192ZM192 256H191V260L194 259V258L192 259ZM198 256H199V255H198ZM204 256H207V257H208V254H207V255L204 254ZM209 256H210V255H209ZM213 256H214V255H213ZM226 256H225V258H226ZM247 256H248V255H247ZM251 256H250V257H251ZM255 256H256V254H255ZM1 257H0V261H4L5 258H3V259L1 260ZM27 257H28V256H27ZM124 257H125V256H124ZM173 257H174V255H173ZM182 257H183V256H182ZM187 257H186V259H187ZM229 257H230V256H229ZM237 257H238V256H237ZM237 257H234V258H237ZM241 257H242V256H241ZM252 257H254V256H252ZM9 258H11V260H12V257H9ZM14 258H15V257H14ZM19 258H20V257H19ZM22 258H23V257H21V259H22ZM47 258H48V257H46L45 259H47ZM51 258H53V257H52V254H51ZM54 258H55V257H54ZM125 258H126V257H125ZM167 258H168V255H167ZM189 258H188V259H189ZM196 258H197V257H196ZM214 258H215V257H214ZM227 258H228V257H227ZM227 258H226V259H227ZM244 258H245V257H244ZM244 258H243V259H244ZM246 258H247V257H246ZM248 258H249V257H248ZM248 258H247V260H248V261L250 260L249 262H246L245 260H242V261H245L246 264H249V263L251 264V260H252V259H251V258L248 259ZM260 258H261V257H259V259H260ZM21 259H20L19 261H21ZM173 259L175 260V262H177V261H176V258H173ZM181 259H182V258H181ZM183 259H184V257H183ZM202 259L204 260V258H200L201 261H203ZM210 259H212V258H209V257H208V260H210ZM219 259H218V260H219ZM231 259H232V260H235V262H236V259H233L232 256H231ZM237 259H238V258H237ZM256 259H257V258H256ZM261 259H262V258H261ZM263 259H264V258H263ZM263 259H262V260H263ZM14 260H15V259H14ZM14 260H13V261H14ZM16 260H18V259H16ZM47 260H48V259H47ZM50 260H52V259H50ZM169 260H170V258H169ZM169 260H168V262H169ZM177 260H178V259H177ZM194 260H195V259H194ZM206 260H207V259L205 258V261H206ZM212 260H213V259H212ZM222 260H223V259H222ZM253 260H254V258H253ZM262 260H261L260 264L262 263ZM7 261H8V260H7ZM48 261H49V260H48ZM179 261H180V260H179ZM179 261H178L177 263H175V262H174V263H175V264H178ZM184 261H185V259L183 260V262H184ZM195 261H197V260H195ZM242 261L240 260V262H239V261H237V262L241 263ZM255 261H257V260H255ZM255 261H253V262H255ZM10 262H11V261H10ZM14 262H16V261H14ZM23 262H24V261H23ZM23 262H21V263H23ZM52 262H53V261H52ZM183 262L181 261L180 264H182ZM188 262H189V260H187V263H188ZM192 262H193V261H192ZM211 262H212V261L210 260V262H208V264H209V263H210V264H214V263H211ZM213 262H214V260H213ZM218 262H219V261H218ZM223 262H224V261H223ZM227 262H228V261H227ZM229 262H230V261H229ZM229 262H228V264H229ZM235 262H234V264H235ZM245 262H244V263H245ZM253 262H252V264H253ZM4 263H5V261H4ZM8 263H9V262H8ZM11 263H13V262H11ZM48 263L50 264V262H48ZM170 263H173V262H169L168 264H170ZM198 263H199V262L197 261V264H198ZM200 263L202 264V262H200ZM225 263H226V262H225ZM225 263H224V264H225ZM230 263H232V262H230ZM242 263H243V262H242ZM255 263H256V262H255ZM257 263H258V261H257ZM161 264H162V261H161ZM165 264H166V263H165ZM183 264H184V263H183ZM189 264H190V263H189ZM194 264H196V262H194ZM215 264H216V263H215ZM219 264H222V263L219 262ZM232 264H233V263H232ZM236 264H238V263H236ZM258 264H259V263H258ZM263 264H264V263H263Z\"/></svg>",
    "mask_w": 264,
    "mask_h": 264
}]
</instances>
